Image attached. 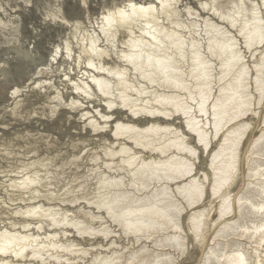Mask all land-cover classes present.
Masks as SVG:
<instances>
[{
    "label": "rangeland",
    "instance_id": "obj_1",
    "mask_svg": "<svg viewBox=\"0 0 264 264\" xmlns=\"http://www.w3.org/2000/svg\"><path fill=\"white\" fill-rule=\"evenodd\" d=\"M128 1L147 4V3L153 2L154 0H0V227L1 228H4V227L5 228L6 227L11 228L12 227V229L14 228V229H16L15 231H19V232H21V231L25 232V231H31V230H32V232L38 231L37 232L38 236L41 239V241H43V242H47L50 239H53L57 243H62L61 245L64 247V244L69 243V241H70L73 245H76L75 249H76V247L78 250L80 249L78 252L74 251V253L80 252L79 254H76V253L74 254L73 252H68V253H66V255H62V258L59 259L61 263H59V260H58L57 263L55 262L56 264H64V262H65V264H98V263L100 264L102 262H99V261H102V259H104L105 257L107 259L105 258L103 261L108 260V259L109 260L105 261L103 263H107V262L109 263L110 262V264H117L118 262H120L118 264H124V263L125 264L126 263H129V264H204V262H205V264H217L218 261H220L222 263L225 260L226 256H229L231 254L230 252L233 253V251H235V249L237 250L239 248V245H240V249H242L243 251L244 250L249 251V253H251L252 252L251 249L253 246L249 245V243L247 242V237H248L249 232L251 233V231L253 229L252 226L258 224L257 222L259 221V216L258 215L257 216L252 215L250 212H248L249 206H251L252 204L255 206H257V205L259 206V204H262V202H264L263 198H261L258 195L259 193H255V192H257L256 188H254L255 186L253 188H250V186L251 187L253 186V185H250V186H248L249 188H247V183L249 181L251 183L253 182L255 185V183H257L258 180L261 179V178L259 179V176L264 174V173H262V171L264 172V135H262V134H264V123H263L264 122V91L262 89V88H264V85L258 83L261 81L264 83V81H263L264 80V68H263L264 63H262L264 61V58H263L264 57V48H262V47H264V38H263V36H264V20L263 19L264 18L263 19L261 18L264 16V13H263L264 2L262 0H259V1L258 0L257 1L256 0L255 1L250 0V2H249V0H247V2H246V0H242L243 5L241 4V6H240L242 9L238 10V8H240V7H238L240 5L239 3H237L238 0H231V2L233 1L234 3L235 2L237 3V5H236L237 7L235 6L236 8L234 7V9L231 8V6L229 7V5L228 6L226 5V3L227 4L230 3V2H228L229 0L228 1L222 0L224 2V4L226 5V9H225V6L223 7L224 4H223V2H221V0L220 1L218 0L219 1V5H218L219 7L214 6L215 3H217L215 0H214L215 3H213L214 5L211 3V2H214L213 0L208 1V3L210 2L211 4L210 3L207 4V2H205L208 5L207 7L203 3L204 0H177L178 5H176L177 6L176 8H177V11L180 13V15H178L180 18L177 16V20H176L178 25L181 24V22L184 21V19L188 18V20H185L184 23L182 22L183 23L182 26L180 25L181 28H183V26H184L185 28H183V30H185V29L187 30L188 25L192 24V27H193V24H194L195 26L193 27V29L194 28L196 29V27L200 24L201 28L200 27L197 28L199 30V33H198L197 29H196L197 30L196 32L195 31L193 32L191 30L192 27H190V26H189V30H188L189 32L186 31L188 33V36H186L187 33L186 34L184 33L185 31L183 32L184 34L182 33V31L180 33H178L179 29L182 30L181 28H179L180 26H178V25L176 26L177 23H175V21H174L175 27L172 25L171 27L169 26L170 27L169 28L168 27L169 21H164V18L161 16L162 18H160L159 21L160 22L163 21L162 24L164 25V23H165V27L166 28L168 27L167 32L169 29H170L169 31H171V29L173 27V29L175 30L176 33L174 32V30H172V31L176 35H177V33L180 35V36L178 35L179 36V39H178L177 36H174L175 34L172 31H171L172 35H170V36H169V34H171V33H166V36H169V37L165 36L164 45L163 46H162V44L160 45L161 51L158 49L160 52H158L156 55L157 57H159L161 55V54L159 55V53L163 54L164 50L167 51L166 53L171 55V56L170 55L168 56V54H166L164 51V55H167L168 60L165 58L166 56L165 57L163 56V59L165 58L166 61H173L172 62L173 65L172 64L170 65L171 62L169 63L170 68L168 70H169L170 74L168 73V70L165 71L164 73H160V74L156 70L154 72V70L152 71L153 66H152L151 70H150V67L144 66L145 70L143 69V67L142 68L140 67L139 69L142 71V72H140L139 69L138 70L134 69L133 66H129V65L126 66V64L124 62L123 63L121 62L122 67L126 66L127 70L132 74V75H130V73L128 72L130 84L132 83L131 80L134 82L137 80L136 82H138L139 84H141L143 86L141 88H139L140 85H138L137 83H132L131 84L132 87H134V88L136 87V89L138 88V90L139 89L140 90L138 91L136 89H133L132 93H134V94H132V93L130 94V96H131L130 99H128L126 101L121 100V102H120L121 98H119L120 96L118 94L120 92H122V90L119 87L121 91L120 90L118 91V87H116V90L118 93L117 92H113V93L115 95L117 94L119 96V97L116 96V97H118V99L114 98L115 96H114V94H112L110 97H113V96L114 97L111 99H107V102H108V104H110L112 101L115 100L116 101V102L114 101L115 102L114 105H115L117 103V101L119 100L118 103H120L119 104L120 106L117 103L113 108V102H112V105L109 108L110 109L113 108V109H111V110L107 109V111H106V108H107L106 107L107 103H105L106 98L103 99L104 101L100 100L101 102H99V100H97L98 101V103H97L94 98H93V101H91L89 99H88L89 101L88 100L86 101L82 98L77 99L75 94H72L71 86L73 84H75L76 82H74V83L71 82V83L67 84L65 81H68V80L73 81L75 79V81L85 82V80H83V79H86L88 77V75L90 76L92 74H89L86 70H84L83 66H79L77 69H75L73 66H71V69H69L70 68L69 64L66 62H63V59H61V58L63 56H67V53H69L67 50H65L66 41L71 43V48H70L71 49V58H74L77 55V45L75 43V37L78 35L84 34V35H88L90 38L95 40L96 45H98V48L101 49L103 52H105L106 55L108 54L107 57L109 59L105 61L106 65H108V66L119 65L120 64L119 63L120 57L122 56L123 52H127L126 50H128L127 49L128 44H126V41L124 40L126 38L123 35L115 36L114 33L112 32V30L106 34L103 33L101 31V28H100V26H101V20L100 19H101L102 15L105 13V11L109 10L110 8H112L115 5H122ZM251 1L253 4V9H254V7H255V9L257 8V11L255 10L256 14L259 13L258 16L260 17V19L262 21L257 16L258 19L260 20L261 23L263 22L262 23L263 27L260 23V25L263 29H259V28H261V27H259L258 28L259 30L253 29L254 30L253 31L251 29L252 28L251 25L248 24L250 27L247 24H246L247 25L246 27L244 25L247 21V20H245V18L247 19L248 13L249 12L251 13V10H253L250 8V7H252V5L250 4ZM253 1H254L255 5H254ZM260 1H262L261 4H259ZM209 5L210 6L213 5L211 8H213V7H214V9L216 8V11L219 10L217 8H220V10L218 12V14H220V15H218V14L215 15L217 12L214 11L213 9L209 8L210 7ZM256 6H258V7H256ZM221 7H223V8H221ZM259 7H260V10H259ZM176 8H174V9L176 10ZM187 8H188V11H187ZM201 8H203V9H201ZM244 8L247 10H245ZM181 9H183V10H181ZM204 9H206V10H204ZM229 9H230V11H231V9H233L231 11L232 13H234V12L236 13L237 11L239 12L241 10V12L243 11L244 14L242 12V15H241V12H239L240 14L237 12L236 14H233L234 16L231 14L233 16V18H232V16L230 14L228 16V13L230 12ZM235 9L237 11H235ZM221 10H223L224 13H222ZM192 11H195L193 13V15H192ZM209 11H210V13H209ZM186 12H188V14ZM211 12H212V14H211ZM213 12H214V14H213ZM245 12L247 15L245 14ZM184 13L187 15L185 16ZM189 13H191V14H189ZM225 13H227L226 18L229 17L228 20L225 18V15H224ZM250 13H249V15H250ZM210 14H211V16H209ZM238 14H239V16H235ZM221 15H222V18H224L223 20L221 19ZM204 16H207V18H208L207 22L208 23L209 22L213 23V25L211 24L212 26L210 24H208L206 21H204L207 19L206 17H205L206 18L205 19ZM240 16H241V18L242 17H245V18L241 20V19H239ZM183 17H184V19H183ZM191 17H193V18H191ZM236 17L237 18L239 17L238 19L240 21L245 20V22L243 23L244 32L242 30L243 27L241 28L242 23L241 22L238 23L239 20ZM202 18H204V20ZM232 19H233V21H232ZM234 19L235 20L237 19V20L235 21ZM179 20L180 21L182 20V21L180 22ZM224 20L225 21L227 20L226 23ZM189 21H191V24ZM192 21H196V24H198V25H196L195 22L193 23ZM234 21H235V24L237 23L236 25L240 24L241 26L238 25L239 27H237V28H236V26L234 27L233 23H230V22H234ZM185 22H186V24H185ZM205 23H207L206 26H205ZM214 24L216 26L217 25L218 26L216 27ZM228 24H232V25H229V27L227 28ZM258 24H259V21H258ZM185 25H187V26H185ZM219 25H220L221 30L219 28ZM208 26H209V28L212 27L214 30L216 29L215 30L217 33L216 35H218L220 33L219 34L220 37H221V34L226 31L224 33L225 35L222 34L223 37H221V38H223L224 41L226 40V43H228L229 45L234 43L233 41L237 42L236 46L238 48L234 44H232L233 47L231 45L230 49L232 50V48H234L232 53H230L231 50H229V51L227 50L228 53H225L226 49H224L225 51L223 50V52L226 54V56L228 58L222 55V58H219L220 61H217L219 56L214 57V56H212L213 53H210V55L212 54L211 56L213 57V59L211 56H210L211 58L208 57L209 52H211V51H209V50L206 51L207 50L206 48L209 47L211 49L210 45H212V40L210 41V39L213 36V35L211 36L213 29L210 31V33H208L209 32V30H208L209 28H207ZM176 27H178V28L175 29ZM205 27L207 29H205ZM222 27L225 29V30L223 29L224 32H222ZM218 28H219V30H218ZM238 28L240 30H242V31H240V34H241V32H243V34L240 35L238 33V35H237V32L239 31ZM200 29H201V31L204 29V31H202L203 33L201 35H200V33H201ZM247 29H248V31L251 29L252 32H255L256 37L255 38L253 37V38H254V40H257V41H255V43L257 42L256 45L255 44L253 45L254 42L252 44L250 43L251 41H253L252 37H251L252 39H250L249 43H247V42L244 43V40L245 41L249 40L250 36H252V35L254 36V33L251 32V34H252L251 35L247 31ZM214 30H213V32L215 33ZM245 30H246V33H245ZM259 31L260 32L263 31V32H261L262 34ZM190 32H193V33H190ZM206 32H207L208 36L206 34H204ZM247 32L250 34V36H249V34H247ZM139 33H140V31H139ZM194 33L195 34L198 33V35L196 34L197 36H195L198 40L195 37H193L195 35ZM235 33H236V35H235ZM244 33L246 35H244ZM256 33H259V34H256ZM191 34H193V36H191ZM227 34L231 36V37L229 36V38L233 37L232 38L233 40H231V41L229 40L230 42H228V40L226 39V38H228ZM184 35H185V37H188V38L190 37V38L186 39L184 37ZM242 35H244V40H243ZM199 36L201 37L202 40H203L202 37L211 36L210 39L205 37V38H207L206 41H208L207 43L209 45H206L207 43L204 42V40H203V42H202V40L200 41V39L198 38ZM225 36H226V38H224ZM170 37L173 39L172 40L169 39ZM175 37H177V38H175ZM167 38L169 39V41L167 40ZM191 38H192V40H191ZM262 38H263V41H262ZM184 39L186 40V42H187V40L188 41L190 40L189 46H188V44L186 45V42ZM193 39L194 40L196 39V41H198L197 47L200 49H198V48L197 49L200 52L202 50L203 53L201 52L202 54L201 53L200 54L205 57L204 58L202 56L203 60L200 57L199 62L202 63V65L204 63L206 64L207 62H205V61H207L208 58H210V60L212 62V63H210V65H211L210 68H213V69L208 68V66H209L208 63L206 65L205 64L203 65L205 68L207 67L208 70L205 73H202V75L199 74L200 69L197 70V68H196V66L198 64V63L196 64L197 61L194 59V57H193L194 60H192V58H191L192 54L186 55L185 57L181 56V54L182 55L189 54L187 52H189L190 47H192L191 49L196 48V47H193L196 45L195 41H194L195 45H192V44L190 45V43L193 41ZM170 40H171V42H170ZM173 40H175L174 43H173ZM167 41L170 42L171 44L170 43L169 44L173 45V46L176 43H179L178 45L177 44L175 45V46H177L176 49H178V50H175V48H174V50L176 51L175 55L173 53L174 50L172 51L173 48H171L169 46ZM183 41L185 43H183ZM63 42H65V43H63ZM122 42H124V43H122ZM194 42H192V43L194 44ZM200 42H202L203 44L201 45ZM209 42H211V43H209ZM259 42L262 44H260ZM182 43L185 44L186 46L183 45ZM246 43L248 44V47H249V44L252 45L251 47H249L251 49H248V47H244V46H247V45H244ZM178 46L179 47L181 46L182 48H179ZM203 46H206V47H203ZM256 46H257V48H256ZM168 47H170L171 49H169ZM204 48H205V50L203 51ZM182 49H184L186 51V53L183 52L184 50H182ZM191 49H190V52L192 51ZM235 49L237 52L239 51L238 53H241L240 57L237 56L239 54L235 51ZM249 50H250V52H249ZM261 50H263V51H261ZM177 51L180 54V58L177 56V55H179ZM152 52H154V51H151V53ZM223 52H220V54ZM172 53H173V56H172ZM230 54H232L231 57H230ZM234 54H236V57H234L235 56ZM262 54H263V56H262ZM258 56L259 57L262 56L260 58H263V60L260 59ZM160 57H162V56H160ZM224 57L227 58L226 59L227 62L226 61L224 62L222 60V59H224ZM232 57L234 58V60L238 58L235 61L238 62V60H239V62H238L239 65H237L238 63L236 62L237 63L236 64L233 59H230ZM241 59L243 60L242 61L243 65H245L246 69H248V73H246L247 71H245L244 67H242V63L240 61ZM200 60H202L204 62H201ZM210 60H208V61H210ZM231 60H233V61H231ZM259 60H262V61H260V63H259ZM174 62L176 63V65L174 64ZM194 62H195V64H194ZM232 62L235 63L234 68L236 67L235 68L236 70H234L233 72L237 71V69H240V70L242 69L243 74H241L240 70H239V73L238 72H236V73L241 77L242 76L245 77V75L247 77V75H248L247 79L245 77V79H246L245 84L243 83V85L239 88L240 89L239 93L241 94V92H242L241 88L243 89L246 86L249 87V88L246 87L244 89H247L248 94H249L248 96L250 98L247 96V94L245 92L246 90H243V92L245 93V95L249 99L246 98L247 100H244L245 99L244 98L243 99L244 101H242V104L243 103L247 104V101L251 100L250 101L251 103L249 102L250 103V105H249L250 106V112L246 111V113L248 112L246 114V113H244L245 112L244 111L243 112L244 115H241L242 117H240V115H239L240 118L234 119V121L233 120L230 121L231 120L230 118H232V117H229V119L227 117L226 118L227 121L225 120L224 122H222L221 125L218 124V126H216V125L214 126V124H212L214 122V116H213L212 111L215 110V108L213 110L211 108H212L213 104L215 105V102H213V99L217 102L216 104H218L219 98L217 97L218 99L216 100V96H220V94L218 92L216 93V91H219L218 89H220V90H222V91H220L221 93L224 92L226 90V88L229 89L230 87L224 85L226 88L223 89L224 86L222 85V83L225 82L224 84H226L229 81V85H230V83H233L231 81H234V79L236 81L237 78L238 79L241 78L239 76L237 77L236 73H234V75H236V76H235V78H233L234 75L232 76V70L234 68H232V66H230V65H232L231 64ZM221 63H223L222 66L220 65ZM256 63H258L259 65L256 66ZM177 64H178V66H177ZM260 64H263V65H261L262 68L260 67ZM227 65H229V67L232 70L230 68H228ZM237 66L238 67L241 66V68H238ZM253 66H256V68H254ZM177 67H179V68H177ZM191 67H193V68H191ZM224 67L228 68L229 71L231 70L230 71L231 74ZM257 67H260L261 70H259V68H257ZM56 68H57V71H56ZM67 68L70 71H68ZM195 68H196V72L197 73L199 72V73L198 74L197 73L191 74V72H193V70L195 71ZM133 69L137 70V71H133ZM191 69H192V71H191ZM255 69L256 70L258 69L259 73H260V71H262L261 73H263L262 74L263 79L261 78L262 75L260 77V75L257 74ZM40 70H44L46 72L43 71L42 73H40L41 72ZM209 70H213V71H210L212 74L210 72H208ZM66 71L69 73L67 74ZM149 71L154 72L155 75L154 74H152V76L147 75L148 77L156 76L157 73L160 76H158V74H157V76L155 78L153 77V79L155 80L154 81L151 79V77L149 80L147 78V76L145 75L144 78H147V79H145V81H144V79L141 80V77L143 78V76L140 77V75H143L144 72H145L144 74H146L147 72H148L147 74H149L150 73ZM171 71L175 72L176 74L172 73ZM71 72L73 74H71ZM221 72L225 73L228 76L230 75V76L229 77H227V76L223 77V74H221ZM244 72L246 73L245 75H244ZM255 72H256V74H255ZM134 73L137 76L133 75ZM137 73L138 74L142 73V74L138 75ZM162 74H163V76H162ZM172 74H174L176 76H174V75L172 76ZM179 74L181 75L180 76L181 78L178 76ZM207 74H209V75H207ZM63 75H66V76H63ZM164 75H165L166 79L170 78L172 76V78L169 79L170 81L167 82L168 79L166 80L167 83L172 82V81L177 79V82L179 81V84H180V82L181 83L183 82L184 85L181 84L182 89L184 88L183 86H185L186 89L183 91L181 89L179 90L180 86L178 83H177V86L173 85V84H176V81L172 82L170 84H166L164 82L165 81ZM166 75H168V76H166ZM255 75H257V76L259 75L258 77L262 80H260L259 78H256L257 76H255ZM62 76L65 80H63V78H61ZM67 76H68V78H66ZM134 76H136V77L134 79H131ZM161 76H162V78H160ZM191 76L194 78L200 76L201 78L200 77H198V78H200L201 84H203L204 87H205V85L208 84L209 86L207 85L206 90L209 92V90L211 89L210 91H212L213 93L210 92L208 95L207 94L208 92L206 90H204V87L202 85H201L202 88L200 87L199 80L195 78L196 80L194 81V80H192L193 78L191 79ZM204 76L205 77L207 76V77L205 78ZM231 76H232V79H230ZM138 77H139V80L137 79ZM203 77H204V79H203ZM221 77L223 79L224 78H227V79L226 80L224 79L225 80L224 81ZM244 77H242L241 81H245V79H243ZM207 78H209L212 81L208 80ZM161 79H163L164 81H162ZM201 79L204 83L201 81ZM206 79H207V84L205 81ZM257 79H259V80L257 81ZM188 80L192 81L193 84L190 83L191 84L190 85ZM197 80L199 83L198 87L200 88L199 91L202 90V92L199 93V95L197 94V92H199L197 89V85H198ZM220 80L222 83L219 82ZM140 81H143V82H140ZM146 81L147 82L149 81V83H147ZM151 81H153V82L151 83ZM186 81H187V85H188L187 87L185 85ZM144 82H146V83H144ZM194 82L197 83V85L195 84V88L192 87V86H194ZM208 82H210V83H208ZM217 82H219V84L220 83L221 84L219 85ZM256 82H257V84H259L258 88H261L262 90L261 89L258 90V88H256L257 87V84H255ZM246 83H248V84H246ZM134 84L135 85L137 84V85L134 86ZM210 84H212V85H210ZM41 85H42V87H41ZM189 85H190V87H189ZM255 85H256V87H255ZM137 86H139V87H137ZM221 86H222V89L220 88ZM175 87H178V89ZM142 88H144V89H142ZM193 88L195 90H193ZM216 88H218V89H216ZM196 89H197V92H195ZM39 90H42V93ZM116 90H114V91H116ZM167 91L169 93L171 92V94H169ZM70 92H71V94H70ZM144 92L146 94H149L150 98L148 95L147 96L150 99V101L147 98V96L144 97L146 95ZM161 92H162L163 96H166V97H164L166 100L163 98V96L161 94H158ZM166 92L169 95H174L176 92L177 96L180 97V98L176 97V95H175V97L177 99H179L177 101L174 99V96L173 97L169 96V101L174 102L173 105H176L180 100H184V98L188 94L191 93L190 95L187 96L188 98H189V96H191L190 99H188L186 97L185 98L186 100H184V102L181 101L180 104L178 103L179 104L178 109H180V111H182L181 107L183 110L185 107V112H183V115H185V117L181 115L182 113L180 114V113H178V111L176 112L177 109L176 110L174 109V107L177 108L178 104L174 107L172 104H171L172 106H170V107L167 104L168 106L167 105L166 106L168 108L165 106L164 102L168 100L167 99L168 94ZM136 93H138V94H136ZM202 93L205 95V96L203 95L204 98H202V96H201ZM244 93H243V95L241 94L240 97L244 96ZM142 94H145V95L143 96ZM152 94H155V95L158 94L159 98L162 96L164 101L161 98L162 102H160L161 100H159V98L158 99L156 98L158 95L155 97V95H152ZM196 94H197L198 98H197ZM210 94L213 98L210 96ZM260 94H261V96H260ZM262 94H263V96H262ZM52 96H55V97L58 96L56 98L57 100H52ZM59 96H60V98H59ZM153 96H154V98H156V100L158 102H156V100H155L156 103L153 102L154 98L151 101V98ZM208 96H210V97H208ZM139 97H141L142 100L146 99V100H143L144 103L149 101L150 103H147L148 105H150L152 103L153 108H152V105H150L149 106L150 108H149V107H147L148 106L147 104H143V102L141 103L142 100ZM170 97H172L171 100H170ZM200 97L202 98V100H200ZM205 97H206V99H205ZM207 97H208V99H207ZM181 98H183V99H181ZM194 98H195V100H194ZM209 98L210 99L212 98V99L210 100ZM48 99H49V101H48ZM135 99L138 102H140L141 105L140 104L137 105L138 102ZM173 99L177 102H175ZM240 99H242V98H240ZM240 99H239V101H241ZM50 100L52 102H50ZM76 100H77V104H79V106L76 104V102H75ZM189 100L190 101L192 100L191 103ZM199 100L201 102L202 101L203 102L200 103ZM71 101H73L72 105L75 104V106L71 105ZM127 101L128 102L130 101V102L125 103ZM211 101H212V103H211ZM55 102H57V103H55ZM133 102L135 103L136 106H138L137 108H139V106H140L142 109L141 110H140V108L137 109ZM159 102L161 104L162 103L163 104L161 105V104H159ZM14 103H15V105H14ZM121 103L122 104L125 103L127 105L123 104L124 107H122ZM154 103L155 104L158 103V106L155 105ZM67 104L69 105V107ZM104 104H105V107H104ZM204 104L205 105L207 104V105L204 106ZM239 104H241V102H239ZM143 105H145V106L147 105V106L143 107ZM159 105H161L162 107L164 106L167 109L170 108L169 109L171 112L170 117L167 114L169 110H166V109L164 110V107H163V109L159 108ZM53 106H55V107H53ZM70 106L72 107L71 110H69L71 108ZM76 106H78L79 108ZM126 106L127 107L131 106L130 107L131 110L134 109L132 111H134L135 113H136V111H135L136 109H137V112L139 113L140 111L143 112V109L148 108L147 110H149V109L152 110L155 107V110L160 111L161 114H160V112L157 113L158 115H156V113L155 114L146 113L147 116H145V114L143 112L140 116L141 112L138 115V114L131 112V110L129 108H127L130 110L129 111L130 113H129L125 108ZM132 106H134L135 108H133ZM189 106H191L192 109L189 108ZM249 106H248V104L243 105V107H246V109ZM48 107H50V108H48ZM75 107L78 109H75ZM171 107H173V108H171ZM186 107H187V110L189 109L188 111H186ZM213 107H215V106H213ZM55 108H56V110H55ZM95 109H97V110H95ZM172 109L175 111H173ZM243 109L246 110L245 108H243ZM82 110L87 111V112L83 111V113L84 112L86 113L84 115L85 118H84V116H81V114H83L81 112ZM138 110H140V111H138ZM161 110H164V112ZM175 112H176V115H175ZM186 112H188V113H186ZM99 113L102 116H99L100 115ZM162 113H164V114L166 113L167 115L165 114L166 115L165 116ZM77 114H78V116H77ZM130 114H134V117H132ZM51 115H52V117H51ZM110 115H111V117H110ZM135 115H138V116H135ZM152 115H154V116H152ZM160 115H164L163 118L164 117H166V118L163 119ZM186 115H188V118ZM192 115H193V117H192ZM79 116L82 117V120ZM108 116L110 117V119ZM167 116H168V119H167ZM103 117H107V118H103ZM186 118L188 119V121L192 120V122L194 124H197V126H195V128H198V126H199L200 130H204V128H205L204 131H206V132H204V135H208V136H205V137H207V139L204 138V135H202L201 136L202 139L200 140V142L202 143V141H203L207 147H205L204 143H202V144L198 143L199 139L197 140V138H201L198 136V132L195 133V131H193L194 133H192V130H190V129L187 130L188 127L186 128V125L184 126V124H187ZM236 118H238V117H236ZM88 119H90V120H88ZM105 119H107L106 120L107 122H105ZM108 119H109V121H108ZM228 120H229V122H228ZM91 122L95 123L97 128L103 126L102 127L103 132H102V130L94 129L91 125ZM104 122H105L106 126L104 125ZM116 122H120L123 124L127 123L128 125L130 124L129 126H132V127L135 125L134 130H135V128H136V130L137 129L141 130L143 128L148 127L149 124H151V125L154 124L157 126H159V124H160V126L165 125V127L163 126L164 130L167 128L166 126H169V128H172V129L170 131L167 130L169 132L166 131V133H168V135L169 134L171 135L173 129H175V130H173L174 132L176 130H179V133L181 132L180 134L178 133V131H176L175 133L176 134L178 133L179 136L180 135H182V136H180V137L176 136V138H177L178 142L180 140L179 138H181L180 143H182V142L184 143L186 141L185 142L186 144L183 145V147H185L187 149L181 150V151L186 150L185 153L183 152V154H181L182 152H179L180 150H178V152L176 150H174V148L178 149V147H179V149H180V147H181V144H180V146L178 144H177L178 146H176V144L173 143L174 140L177 141L176 138L173 140L172 139L170 140V138H174L175 133L173 132L174 136L171 135L172 137L170 135H169L170 137H168V135L166 134L167 138H169V139H166L165 131H163V129L162 130L160 129L161 131H163L161 134H163L165 137V139L163 137L161 142L163 141L162 143L164 144V140H166V142L168 140L167 143L165 142L166 145L164 144V146H166L165 150L167 148L168 150H166V151H168V152H166L165 150L163 151L164 147H163V145L160 144V140H159L160 145H158V143H157L158 141L155 142L157 147L154 145V148L156 147V149L159 147L157 149L158 151L153 149V148L147 149V150L142 149V151L144 150L145 153L140 151L141 148L140 149L138 148L140 146L137 147L136 146L137 143L134 142V143H136L135 147L138 148V150L140 151L139 152L138 150L134 149L135 148L134 145L132 146L133 141L131 142V144L129 141H130V138H131V140H135V139L139 140V136L141 135V133L139 136H137L138 139L135 138L136 136L134 137L132 135L133 133H135L134 131L132 134L130 133L133 137L129 134V136H131L129 138L127 137L128 135H126L125 137H124V135L123 136L121 135L122 137L119 136L120 139H118L119 137L116 139L110 138L112 131L114 130L113 126ZM226 122H227V124H226ZM88 123H90V124H88ZM223 123H225V124L223 125ZM131 124H133V125H131ZM243 124L244 125L247 124V125L243 128L242 127ZM170 125L172 127H170ZM200 125H202V126H200ZM87 126H89V127H87ZM210 126H212V128ZM202 127H204V128L202 129ZM236 127L240 128L239 129L240 135H237V137H235L236 139H234L233 135L236 133L235 131H238L237 130L238 128L236 129ZM241 127H242V129H241ZM169 128H167V129H169ZM230 130H231L230 135H232V138H233L232 141L234 143L231 140H230V142H228L229 140H226L227 137L231 138L229 134H228L229 136L227 135L228 131L230 132ZM232 130H233V132H232ZM96 131L98 132V134ZM136 134H138L137 131H136ZM224 134H226L227 136ZM212 135H214V136H212ZM225 136H226V139H225ZM126 137H127V139H126ZM122 138L125 141L129 140V141H127L128 143L123 141ZM132 138H135V139H132ZM142 138H143V136H142ZM142 138H140V141L144 140ZM221 138H222V140H221ZM99 139L100 140L105 139L106 141L100 142ZM112 139L114 141H112ZM117 139L119 140L118 141L119 143L116 141ZM204 139H206V140L204 141ZM108 141H110V142H108ZM106 142L110 144L111 148L110 147L109 148L113 151H115L116 149L117 150L120 149V146H121L120 143L121 142L123 144L122 145L123 147L131 145L132 147H134L132 154L137 151V153H139V155L141 156V154L143 153L142 157L139 156V160H137V162L140 161V158L143 161H146V160L148 161L150 158H152V162H154L156 160V162H160V164H161L163 160L169 159L168 157H166V154H164V153L170 152L167 155L173 156V154H174V159L172 158L173 160H175V158L178 159V158L182 157L183 161H187L186 163H190V164H188V165H190V167L186 166L189 169V171H190L189 172L187 168L183 167L184 166V165H182L183 163H181V164L179 162L176 163L175 161H173L171 159L173 161V163L175 162L176 165L180 164L179 168H182V169L184 168L185 170L187 169L186 170L187 173L184 172L185 170L184 171L182 170V172L185 175L188 174L187 177L189 175L190 176L187 178L186 176L182 175V177H183V179H182L181 174H180L179 179H176L179 176L178 174L181 172V170L176 165H172L173 169L166 166L169 170H166L167 168L164 167L165 168L164 170H166V171H164L163 167L159 165V167H162V169L159 168V171L157 173H158V175H160V171L162 170L164 172L163 177L161 176L162 178L160 176H155L156 177V179H155V177H153L155 173L150 174L151 172L148 173V171H146V172H144V174L147 173V175L145 174L146 176H144V174H143V176L146 178L142 179L141 177H143V176L141 173H143V172L140 171L141 173L140 172L139 173L141 175H139V173H137L139 175V177L135 173L137 175L135 177L137 178L138 181L136 180V178H133L132 179L133 181H132L131 178L134 177L133 176L134 173H132L130 171V169L127 171L125 170V171L126 172L129 171L130 173H132V176H130L131 178L129 177V175H130L129 172H128L129 175L126 173L127 176H126V174H123L124 170L122 168H121V170L120 169L119 170L114 169L115 170L114 171V170H112L113 168L111 170H109L108 167L104 165L105 162L108 161V158L105 159L106 157H103L104 156L103 153L105 151L103 149H104L105 145L107 144ZM113 142H115L114 146H113ZM223 142L225 144L230 143L229 144L230 147L229 148L227 147V149H229L228 155H231L230 157L233 156L231 160H229L230 158H229V156H227V154H226L227 152L225 153V151H223V149H226V146H227V145L225 146V144ZM109 144H107L106 146H108ZM167 144L168 145L173 144L171 146L175 145L176 147L174 146L172 148L171 146H168ZM221 144L225 148H223ZM131 146H129V147H131ZM160 146L163 147L162 150L160 149L161 148ZM183 147H181V148H183ZM219 147H222V149H221V152L217 153L220 150V149H218ZM216 148H217V151H216ZM192 149H193V151H192ZM148 150H150V151L154 150L151 152L153 154H151L150 151H148ZM160 150H161V152H163L162 156H161L162 153L159 152ZM187 150L189 151V154L186 153ZM230 150H232V152ZM80 151H81V153H79ZM147 151H148V153H146ZM155 151H157L158 153ZM154 152H155L156 157L154 155ZM230 152H231V154H230ZM52 153L56 154V155H53ZM149 153H150V155H149ZM220 153H222V155H220L221 159H222V156H223V158L228 159L227 162H225V164H226L225 168L229 169L227 174L230 177L229 178L227 175L226 177H228V179L225 178V180H224V184L226 183L225 185H227V188L225 186V189H228V194H226V197H227V199L230 198L229 199L230 200V205H229L230 209L227 211L228 213L225 212L224 214L222 211L217 210L218 202L220 201L221 193L224 190V184L222 185L223 187L220 186L223 189L220 192L218 191V188H219V190L221 189L220 187H218L215 190H214V187L212 188V186H214V185H212V182L214 184L215 183L214 181H216L215 177L219 176V175L216 176L217 174H219V171L216 170V169H218V168H216L217 164L215 165V168H214L213 164L216 163L215 159H219L218 155ZM147 154H148V156H147ZM157 154H160V156H157ZM213 154H216L217 157L214 158ZM144 155H145L146 160L144 158ZM48 156H49V160L47 158ZM97 156L98 157L100 156L102 159L97 158ZM92 157L96 158L97 160L93 159ZM154 157H155V159H154ZM212 157L214 158V160ZM142 158H144V159H142ZM43 159H45V160H43ZM118 159H119L118 157H115L113 162L117 160L116 163H118ZM34 160H36V164L31 165L32 163H35V162H32ZM38 160H40V161H38ZM50 160L53 162L55 161L54 162L55 165L54 164L52 165L53 162H51ZM157 160H160V161H157ZM42 161H44L45 166L42 165ZM64 161H66V162L64 163ZM179 161H180V159H179ZM213 161H215V162H213ZM50 162H51V164H50ZM59 162L61 163L62 168L60 167ZM163 162H165V161H163ZM45 163H47V165L49 163L48 166L50 167V169ZM116 163L114 162V164H116ZM186 163H184V164L186 165ZM62 164H63V166L65 164L66 165L63 167ZM26 165H27V167H29V168L31 167V168L29 169V168L25 167ZM50 165L52 166V168ZM155 165H156V163H155ZM40 166L43 167V170L41 169L42 167H40ZM55 166H57V167L59 166L58 168H60L61 170L58 169V171H57L56 170L57 167H55ZM69 166L70 167L72 166L73 168L75 167L76 169L75 168L73 169L71 167V169L69 170ZM39 167H40V169H39ZM44 167H45V169L47 168L45 170V172H44ZM77 167L80 170H78ZM212 167L217 171V174L215 171L213 172L214 169ZM53 168L55 169L56 172L54 170H52ZM62 169H64V170H62ZM90 169H91V171H90ZM171 169L174 171V173H172ZM174 169L176 171L179 170L178 171L179 173L177 172L178 173L177 174ZM170 170H171L173 178H175L176 180L175 179L173 180V178H171V176H170V179H171L170 180L169 177L167 176L168 174L171 175V173H168V174L166 173V172H170ZM51 171L53 173L55 172L54 175ZM85 171L89 174H87ZM162 171H161V173H163ZM259 171L261 172L260 174H259ZM46 172H48V173H46ZM59 172L60 173L62 172V175H64L63 176L64 178L61 177V180L58 179V178H60V176H62ZM188 172L191 174H189ZM35 173L37 174V176ZM91 173H92V175H90ZM103 173L106 175V176L103 175L104 178H107L109 176L108 179H110V182H113V183L115 182V184L118 183L117 184V187L119 186L118 189H117V187H116V189L114 188L113 192H115V191L117 192L119 190V192H117V194L119 193V195H120L122 193L121 196H123V197L120 196L121 199L118 198L117 199L118 202L116 200L112 205L116 204L114 206H116V207L118 206V208H121L122 214H125L130 210H131V212L132 211L134 212L137 209V211H136L137 216L133 214L132 215L133 218H132V216L126 217L125 215H123V217H122V214L121 213L119 214L120 210H118V208H116V207H112L113 213H112V211H108L105 207H103V208H105L106 211H104L103 208H100V210H96L93 206L86 204V202H84L85 200H81L82 202L81 201L78 202L79 203L78 207L79 208L82 207L81 210L83 211V213L86 211L88 213V211H89V213L91 215L93 214L92 216H94L95 218L99 215L98 217L100 220L98 218H97L98 220L95 219L97 222L94 220V222L92 221L93 224H92V222L90 223L89 221H84V223L85 222L87 223L86 226L89 225V227H91L90 233H93V234L89 233L90 234V235L88 234L90 236L89 238H87L88 236L86 234L87 237L82 236L79 239V236L76 237V235H74V233H72V231L68 227H64L63 221L61 222V220L64 217L67 219L72 218V215L74 214V210L76 212V206H77V204H74V206L72 205L73 203L70 204L69 201L71 198L68 199L69 201L63 200L62 196L66 195L64 192L65 189H63V187L66 185V183L68 185L69 184L71 185V181H72V184H75V182H73V179L78 180V179L83 178V176L85 177V175H88L87 176L88 181L87 180L85 181V183L86 182L88 183V184H85V186H87V188H88V186H90V185L93 186L96 183L97 179H99L101 177L100 175H102ZM257 173L259 174L258 176H257ZM34 174L36 177L34 176ZM47 174H49V175H47ZM119 174H121L122 176L120 175V177H119ZM174 174H176V175H174ZM234 174H235V176H234ZM38 175H40V176L38 177ZM51 175H53V177H55V178L52 179ZM56 175H59V176H56ZM148 175L149 176L152 175V180L151 179L149 180ZM155 175H157V174H155ZM164 175H166V176H164ZM89 176H91V177H89ZM92 176H94V180H93ZM56 177H58V178H56ZM68 177H69V179H68ZM110 177H113L114 179L110 178ZM147 177H148V179H147ZM232 177L234 178V180ZM38 178H40V179H38ZM89 178H90V180H89ZM158 178H160L161 180ZM213 178H214V180H213ZM28 179H30V180H28ZM62 179H63V181H62ZM67 179H68V181H67ZM95 179H96V181H95ZM108 179H107V181H109ZM112 179H113V181H111ZM134 179H135L136 183H134ZM141 179L143 182L142 181L140 182ZM229 179L230 180L232 179L231 180L232 182L229 181ZM32 180H34V181H32ZM39 180L41 182H38ZM146 180H147V182H145ZM188 180L191 182L193 181V182L191 183ZM226 180H228L227 181L228 183L230 182L229 184L232 183L230 185V187L228 186L229 184L226 182ZM64 181H66V183ZM90 181L92 183L94 181V183L92 184ZM116 181H118V182L116 183ZM194 181H196L195 183L197 185L193 188H190L189 189L190 192H188V193H187L188 189L186 191L184 189L185 192L184 191L182 192L181 188H179L180 190L177 189V187H179V186H181L182 188H186L185 186L188 185V183H189V185H190V183L195 185ZM52 182H58L57 185L60 183L58 186H55L56 184H54L55 188L58 191H56L54 186L52 187V185H50V184H53ZM137 182H140L141 184L142 183H145V184L141 185L140 183L138 184ZM46 185H47V187H46ZM51 188L55 189V192ZM59 188L61 190H59ZM62 191H63V193H62ZM151 192L153 193V195L150 194ZM154 192H158V193H156V195L157 194L159 195V192H160V194H161L160 196L162 197V199L160 197L158 198V195H157V198H158L157 200H159V201H157L156 195ZM166 193L168 196L166 195ZM55 194H58V195L55 196ZM68 194H69V191H68ZM68 194H67V197H68ZM148 194L150 195L148 198V199H150L149 204H147L148 203L147 198H146V200H144L145 197L148 196ZM190 194L193 197L192 199H191V197L190 198L188 197V196H190ZM143 195H146V196H143ZM216 195H217V197H216ZM240 195H241L242 199L240 198ZM140 196H143V197H140ZM137 197H138L139 201H140V198H142L141 201L143 203H146V205H148L149 207H150L151 202H153V200H154L155 204H156V201L158 202L156 205H152V204H154V202H153L151 204L152 208L149 210L150 212H152V209H153V212L156 211L153 214L156 217H154L153 215H152L153 217L151 215H149V214H152L149 212H147V214H145V215L144 214L143 215L138 214L139 208L140 209L144 208L146 211L149 208H148V206L146 207L145 204H144L145 207H143L142 202H139L140 204H142V208H141V206L139 207L140 204H137L138 203ZM150 197H154V199L151 201L152 198H150ZM55 198H57V199H55ZM58 198H60L62 201H65V203H63L61 200H60V202H61L60 203ZM160 199H161V202H160ZM162 200H164V201H162ZM237 201H239V203ZM131 203H133V204L135 203L138 208L132 206ZM125 204H127L128 206L127 205L125 206ZM129 205H131L132 208ZM88 206H90L91 208ZM128 207H130V208L127 209ZM63 208H65L66 210L68 209V210L67 211L65 209L60 210ZM70 208H71V210H70ZM114 208H116L115 211H114ZM154 208H156V209H154ZM88 209H90V210H88ZM124 209L126 210L125 212H123ZM144 209H143V213H144ZM204 210H205V213H203ZM242 210L245 213H243ZM60 211H62V216L65 215L64 217L61 216ZM63 211H64V213H63ZM107 211H108V213L106 214L105 212H107ZM140 211L141 210H139V212ZM68 212L71 214L73 213V214L72 215L68 214ZM109 212H111L112 215L115 214V216L114 215L111 216V213L109 215ZM141 213H142V211H141ZM155 213H157V214H155ZM194 213L197 215L200 213L201 217L199 218V221L202 219L203 221L201 220V222H204V223L199 222L201 226L199 224L195 226V228L198 226L197 227L198 229H196L195 231L199 230V228H200V230L198 231L200 234L193 231L194 227L192 228V226L194 225L193 224L194 221L191 218H192V215ZM51 214H57V215H53L55 217L54 218L51 216ZM96 214H97V216H95ZM220 214H222L223 216ZM59 215H60V217H59ZM118 215L121 217H119ZM138 215L139 216L141 215V217L138 218ZM147 215L150 216V219L148 218L149 216L147 217ZM75 216H77V214ZM144 216H146V217H144ZM219 216L220 217L222 216V217L219 218ZM20 217H21V219H20ZM61 217H62V219H61ZM58 218L61 220H59ZM120 218L122 220H124L126 218V222L120 221ZM129 218L133 219L135 223L138 222V224H140V226L138 224H137V226H139V229L141 228L140 229L141 231L137 230V231H139L138 233L135 234L134 232H137V231H134L133 232L134 234H132L133 230L132 231H130L129 229L124 230L125 225L129 221H133V220H128ZM134 218H136L138 220H135ZM140 218L143 220L145 218L148 219V221H143V223L145 225L143 223H142L143 225L141 224L142 220H139ZM114 219L117 221H115ZM233 221H236V223L233 224L232 223ZM227 222L232 223L231 226H229V228L226 227L225 230L224 229L222 231L219 230V229H221L222 225L224 223H227ZM255 222H256V224H254ZM13 223H14V225H13ZM119 223L121 224V226ZM141 225H142V227H141ZM54 226H56V227H54ZM126 228H127V225H126ZM244 228L247 229L246 230L247 233L245 232L242 234V232H244V230H245ZM94 230L95 231L98 230V231L93 232ZM126 231H128V232H126ZM129 231L131 234L129 233ZM65 232L68 233L67 234L68 236L65 235L66 234ZM61 233H63V234H61ZM64 236H66V237H64ZM61 237H62V239H61ZM56 246L59 247V245H56ZM61 247H60V249H61ZM92 248H93V251H92ZM81 250L83 252L84 251L85 252L83 253ZM262 250L260 249L261 254H263ZM69 253H71L72 255ZM157 253L158 254L160 253V254L158 255ZM207 254L208 255L211 254V255H209V257H208L209 259L206 262L205 257L208 256ZM205 255H207V256H205ZM111 256H113L114 258ZM158 257H160V258H158ZM64 258L67 259L68 261L65 260ZM92 258L93 259L97 258V260L94 259L96 262H94L92 260ZM137 258H138V260H137ZM61 259H63V262ZM98 259H99V261H98ZM66 261H67V263H66ZM69 261H71V262H69ZM90 261H91V263H89Z\"/></svg>",
    "mask_w": 264,
    "mask_h": 264
},
{
    "label": "bare ground",
    "instance_id": "obj_2",
    "mask_svg": "<svg viewBox=\"0 0 264 264\" xmlns=\"http://www.w3.org/2000/svg\"><path fill=\"white\" fill-rule=\"evenodd\" d=\"M208 1H212V0H204L203 1V3H204V5L207 7L208 5L207 4H209L208 3ZM214 1V0H213ZM215 1L217 2V3H215ZM214 2H211L212 4L213 3H215V7L216 6H218L219 5V1L218 0H215ZM226 1V0H225ZM228 1V0H227ZM255 1V0H254ZM254 1H253V3H254ZM257 1V0H256ZM259 1V0H258ZM263 2H264V0H262ZM262 1H260V3L259 4H261V2ZM205 2H207V4L205 3ZM221 2H223L222 0H221ZM220 2V3H221ZM228 2H230L229 4H227L226 2V5L228 6L229 5V7L231 6V8H233L234 9V7L237 5V3H239L240 5L238 6V7H240L241 6V4H242V0L240 1V0H238V2L236 3H234L233 1L231 2V0H229ZM246 2H247V0H246ZM249 2H250V0H249ZM210 3V4H211ZM223 4H224V2H223ZM249 4V3H248ZM251 5H252V7H250L251 9H253V4H252V1H251V3H250ZM249 4V5H250ZM176 5H178V3H177V0H154L153 2H151V3H137V2H132V1H128V2H126V3H124V4H122V5H115V6H113L112 8H110L109 10H107V11H105V13L102 15V17H101V26H100V28H101V31L103 32V33H108L109 31H111L112 30V32L114 33V35L115 36H117V35H123L126 39H124L125 41H126V44H128V47H127V49L128 50H126L127 52H123V54H122V56L120 57V64L119 65H114V66H108V65H106L105 64V61L106 60H108L109 58L107 57V55H106V53L105 52H103L101 49H99L98 48V45H96V41L95 40H93L92 38H90L88 35H84V34H81V35H78V36H76L75 37V43H76V45H77V55L74 57V58H71V43L70 42H68V41H66V43L65 42H63V43H65L66 45H65V50H67L69 53H67V56H63L61 59H63V62H66V63H68L69 64V66H70V68L69 69H71V66H73L75 69H77L79 66H83V68H84V70H86L89 74H92V75H88V77L86 78V79H83V80H85V82H79V81H75V79L72 81V80H68V81H65L67 84H69V83H74V82H76L75 84H73L72 86H71V92H72V94H75V96H76V98L77 99H84V100H91V101H93V98L96 100V102L98 103V101L97 100H99V102H101L100 100H102V101H104L103 99H105L106 98V102L105 103H107L106 104V111H107V109H109V110H111V109H113L114 108V106L119 102V100L117 101V103L114 105V103L116 102L115 100V102L114 101H112L113 102V108H109V107H111V105H112V102L110 103V104H108V102H107V99H111V98H113L114 96V98H116V99H118V97L119 98H121L120 99V102H121V100L122 101H126V100H128V99H130V94L132 93V91H133V89H136V87L134 88V87H132L131 86V84L132 83H137L138 85H140V87L139 86H137V87H139V88H141L143 85H141V84H139L138 82H134V81H132L131 80V84H130V79H129V71L127 70V67L126 66H133V68L134 69H139L140 67L142 68L143 67V69L145 68V67H150V70H151V68H152V66H153V68H152V71L154 70V72H155V70L156 71H158V73L160 74V73H164L165 71H167L170 67H169V63H170V65L172 64L173 65V61H166V59L168 60V58H167V55H164V51H163V54L162 53H159V55L160 56H162V57H160L159 55V57H157L156 55H157V53L158 52H160L161 50H160V45L162 44V46L164 45V42H165V36H166V33H171V34H169V36L170 35H172V30H174L173 29V27H172V29H171V31H169L168 30V32H167V29H168V27L170 26H174L175 24H174V21H175V23H177V16L178 15H180V13L177 11V6ZM212 5V6H213ZM222 5V4H221ZM226 5L224 4L223 5V7L225 6V9H226ZM243 5V4H242ZM248 5V6H249ZM250 5V6H251ZM254 5H255V3H254ZM257 5V4H256ZM202 6V5H201ZM210 6V5H209ZM212 6H210L209 8H211ZM246 6V5H245ZM247 6V7H248ZM264 6V5H263ZM186 7V6H185ZM205 7V8H206ZM219 7V6H218ZM223 7H221V8H223ZM237 7V6H236ZM235 7V8H236ZM256 7H258V6H256ZM262 7V6H261ZM174 8H176V10L174 9ZM246 8V7H245ZM244 8V9H245ZM249 8V7H248ZM249 8V9H250ZM263 8V7H262ZM201 9H203V8H201ZM207 9V8H206ZM206 9H204V10H206ZM211 9H213L214 11H216V8L214 9V7L213 8H211ZM210 9V10H211ZM217 9H219L220 10V8H217ZM233 9H231V11L233 10ZM239 9H242L241 7L240 8H238V10ZM264 9V8H263ZM262 9V10H263ZM181 10H183V9H181ZM219 10H217L216 12V14L215 15H217L218 14V12H219ZM224 10V9H223ZM223 10H221V12L222 13H224V11ZM228 10V9H227ZM226 10V11H227ZM245 10H247V9H245ZM257 11V8L255 9V7H254V9L253 10H251V13H250V15H249V13H248V17H247V19L245 18V17H242L241 18V16H240V18L239 19H244L245 18V20H247L246 21V23L244 24L245 25V27L249 24V25H251L252 26V30L254 29V30H259V29H263L262 27H263V25H262V23L260 22V17L258 16L259 15V13L258 14H256V11ZM259 10H260V7H259ZM258 10V11H259ZM187 11H188V8H187ZM191 11V10H190ZM189 11V12H190ZM229 11H230V9H229ZM229 12L228 13V16H229V14L231 15H233V14H236L238 11L235 9V11H237L236 13L234 12V13H232V12ZM249 11V10H248ZM247 11V12H248ZM178 12V13H177ZM181 12V11H180ZM195 11H192V15H193V13H194ZM228 12V11H227ZM239 12H241V10L239 11ZM238 12V13H239ZM243 12V11H242ZM242 12H241V15H242ZM182 13V12H181ZM187 14H188V12H186ZM209 13H210V11H209ZM208 13V14H209ZM221 13V14H222ZM262 13V12H261ZM263 13H264V11H263ZM262 13V14H263ZM185 14V13H184ZM187 14H185V16L187 15ZM189 14H191V13H189ZM197 14V13H196ZM207 14V15H208ZM211 14H212V12H211ZM211 14L209 15V16H211ZM213 14H214V12H213ZM227 13H225L224 15H225V18H226V15ZM240 14V13H239ZM239 14L238 15H235V16H239ZM243 14H244V12H243ZM245 14H246V12H245ZM191 15V16H192ZM214 15V16H215ZM218 15H220V14H218ZM231 15V16H232ZM247 15V14H246ZM164 18V21H169L167 24H168V27L166 28L165 27V23H164V25L162 24V22L163 21H159L160 20V18H162V17ZM182 16V15H181ZM234 16V15H233ZM233 16H232V18H233ZM245 16V15H244ZM259 17V19H258V17ZM262 16V15H261ZM179 17V16H178ZM190 17V16H189ZM207 18V16H204V18ZM216 17V16H215ZM220 17V16H219ZM180 18V17H179ZM191 18H193V17H191ZM204 18H202L203 20H204ZM205 18V19H206ZM213 18V17H212ZM228 18L229 17H227L226 19L228 20ZM237 18V17H236ZM237 18V19H238ZM262 19L264 18V16L263 17H261ZM182 19V18H181ZM183 19H184V17H183ZM182 19V20H183ZM195 19V18H194ZM197 19V18H196ZM201 19V18H200ZM220 19V18H219ZM221 19L223 20L224 18H222V15H221ZM236 19V20H237ZM238 19V20H239ZM181 20V21H182ZM185 20H188V18H186V19H184V21ZM207 20H208V18L206 19V20H204V21H206L207 22ZM221 20V21H222ZM226 20V21H227ZM235 20V19H234ZM235 20V21H236ZM245 20L244 21H238V23L239 22H241L242 24V26L240 25V24H238L239 26H241V28L244 26L243 25V23L245 22ZM264 20V19H263ZM180 21V20H179ZM180 21V22H181ZM184 21H182L183 23H184ZM199 21V20H198ZM225 21V20H224ZM226 21H225V23H226ZM231 21V20H230ZM232 21H233V19H232ZM235 21L234 22H230V23H233V25H234V27L236 26V28L237 27H239L238 25H236L235 24ZM258 21H259V24H258ZM262 21V20H261ZM181 22V24H179L178 25V23L176 24V26L178 25V26H182V23ZM190 22V24H191V21H189ZM193 23L195 22V24H196V21H192ZM202 22V21H201ZM200 22V23H201ZM198 23V22H197ZM208 23V22H207ZM207 23H205V26L207 25ZM221 23V22H220ZM260 23H261V25H262V27H261V25H260ZM185 24H186V22H185ZM208 24H212L213 25V23L211 22H209ZM217 24V23H216ZM247 24V25H246ZM188 25V24H187ZM187 25H185V26H187ZM196 25H198V24H196ZM211 25V26H212ZM215 25V24H214ZM223 25V24H222ZM229 25H232V24H228L227 25V28L229 27ZM248 25V26H249ZM181 26L179 27V28H181ZM189 26L190 27H192V24L191 25H188V28H187V30L185 29V30H183V28H185L184 26H183V28H181L182 30H176L178 33H180L181 31H182V33L184 32L185 34L187 33V32H189L188 30H189ZM195 25L193 24V27H194ZM202 26V25H201ZM216 26V25H215ZM218 26V25H217ZM216 26V27H217ZM169 27V28H170ZM175 27V26H174ZM193 27L191 28V30L194 32H196L198 29L197 28H199L200 27V24L196 27V29L194 30L193 29ZM204 27V26H203ZM202 27V28H203ZM226 27V26H225ZM232 27V26H231ZM250 27V26H249ZM259 27H261V28H259ZM178 27H176L175 29H177ZM201 28V27H200ZM207 28H209V26L207 27ZM206 27H205V29H207ZM215 28V27H214ZM219 28H220V25H219ZM219 28H218V30H219ZM248 28V27H247ZM259 28V29H258ZM213 28L211 27V28H209L208 30H209V32L208 33H210V31L212 30ZM224 28L222 27V32H224V30H223ZM239 29V28H238ZM249 30L248 31V29H247V31L251 34V32H252V30ZM214 30V29H213ZM213 30H212V34H211V36H209V37H207L208 36V34H207V32L206 33H204V34H206L207 36H205V37H207L208 39H210V37H211V39H210V41L212 40V45H210L211 46V49L208 47V48H206L207 50L206 51H211V52H209V56L208 57H210L211 55H210V53H213V55L212 56H219L218 57V59H217V61H220L219 60V58H222V55L223 56H225V57H227L226 56V54L225 53H228V51L229 50H231L230 48H231V45L232 44H234L235 46L237 45V42L236 41H233L234 43H232L231 45H229L228 43H226V40L224 41V39L223 38H221V37H223L222 36V34L223 35H225L224 33L226 32H224V33H222L221 34V37H220V33L218 34V35H216L217 33H216V29L214 30L215 31V33L213 32ZM220 30H221V28H220ZM242 30H243V32H244V27L242 28ZM242 30H240L239 29V31L237 32V35H238V33L240 34V31H242ZM253 30V31H254ZM139 31H140V33H139ZM187 31V32H186ZM200 31H201V29H200ZM202 31H204V29L202 30ZM201 31V33H200V35L203 33ZM228 31V30H227ZM174 32H175V30H174ZM173 32V33H174ZM193 32H190V33H193ZM243 32H241V34H243ZM247 32V34H249ZM257 32V31H256ZM260 32V31H259ZM261 32H263V31H261ZM260 32V33H261ZM176 33V32H175ZM174 33V34H175ZM177 33V35L175 34L174 36H177L178 37V39H179V34ZM181 33V34H182ZM183 33V34H184ZM198 33H199V30H198ZM198 33H196L197 35H198ZM228 33V32H227ZM245 33H246V30H245ZM244 33V35H246ZM252 33H254V36L252 35V36H250V34H249V36H250V38H249V40H244V35H242L243 36V40H244V43L245 42H247V43H249L250 42V39H252L253 37L255 38L256 37V35H255V32H252ZM182 34V35H183ZM195 34V33H194ZM194 35L193 36V34H191V36H193V37H195V36H197V35ZM203 34V35H204ZM240 34V35H241ZM256 34H259V33H256ZM262 34V33H261ZM168 35V34H167ZM179 35V36H178ZM235 35H236V33H235ZM234 35V36H235ZM169 36H166V37H169ZM173 36V37H174ZM186 36H188V33H187V35ZM227 36H228V38H229V36L230 35H228L227 34ZM177 37H175V38H177ZM184 37H185V35H184ZM205 37H202L203 38V40H204V42H208V41H206L207 40V38H205ZM231 37V36H230ZM240 37V36H239ZM252 37V38H251ZM262 37V36H261ZM174 38V39H175ZM183 38V37H182ZM181 38V39H182ZM186 39H189L188 37H185ZM196 38V37H195ZM199 39H200V41L202 40L201 39V37L199 36L198 37ZM224 38H226V36L224 37ZM226 38L227 40H228V42H230L231 40H233L232 38ZM247 38V39H248ZM254 38L252 39L253 41H251L250 43L252 44L253 42V45L255 44H257V42L255 43V41H257V40H254ZM259 38V37H258ZM263 38H264V36H263ZM263 38H262V41H263ZM169 39H173V38H169ZM169 39L167 38V40L169 41ZM197 39V38H196ZM196 39L194 40L193 39V41L192 42H196V45H195V42H194V44L191 42L190 43V45L192 44V45H195V46H193V47H196V48H193V49H191L192 47H190L189 48V52H187V53H189V54H185V55H182L181 54V56H186V55H191V58H192V60H196L197 62H196V64H197V66H196V68H197V70L198 69H200L199 70V74H201L202 75V73H205L207 70H208V68L209 69H213V68H210L211 67V65H210V63H212L211 62V60H210V58L212 57H210V58H208V60H210V61H208L207 59V61H205V62H207L208 64H209V66H208V68L206 69L203 65L205 64H203L202 65V63H200L199 62V58L201 57V59L203 60V55H201L203 52H202V50H201V52L198 50V49H200V48H198L197 47V42L198 41H196ZM257 39V38H256ZM261 39V38H260ZM259 39V40H260ZM171 40H170V42H171ZM177 40V39H176ZM185 40V39H184ZM191 40H192V38H191ZM198 40V39H197ZM203 40H202V42H203ZM230 40V41H229ZM124 41V42H125ZM167 41V42H168ZM190 41V40H189ZM189 41L187 40V42H186V40H185V42H186V45L188 44V46H189ZM124 42H122V43H124ZM170 42H168V44L170 43ZM175 42V40H173V43ZM177 42V41H176ZM181 42V41H180ZM184 41H183V43H185ZM202 42H200L201 43V45L203 44ZM182 43V44H183ZM205 43V44H206ZM209 43H211V42H209ZM236 43V44H235ZM244 44V45H247V46H244V47H248V44ZM260 43V42H259ZM258 43V44H259ZM171 44V43H170ZM169 44V46L171 47V48H173L172 49V51L174 50V48H175V50H178V49H176L177 48V46H175L176 44L178 45L179 43H176L174 46L173 45H170ZM181 44V45H182ZM260 44H262V43H260ZM183 45H185V44H183ZM185 45V46H186ZM200 45V44H199ZM206 45H209L208 43L206 44ZM173 46V47H172ZM252 45H250L249 44V47H251ZM258 46V45H257ZM257 46H256V48H257ZM170 47H168L169 49H171ZM179 47V46H178ZM202 47V46H201ZM203 47H206V46H203ZM232 47H233V45H232ZM237 47V46H236ZM235 47V48H236ZM248 47V49H251V48H249ZM254 47V46H253ZM166 48V47H165ZM167 48V49H168ZM179 48H182L181 46L179 47ZM198 48V49H197ZM238 48V47H237ZM255 48V49H256ZM262 48H264V47H262ZM64 49V48H63ZM73 49V48H72ZM160 51H159V50ZM164 49V48H163ZM162 49V50H163ZM166 49V50H167ZM190 49L192 50L191 52H190ZM224 49H226V51L224 50ZM174 50V55L176 54L175 51ZM180 50V49H179ZM182 50H184V49H182ZM188 50V49H187ZM205 50V48L203 49V51ZM223 50L225 51V53L223 52ZM228 50V51H227ZM234 50V48H232V50H231V52L230 53H232V51ZM253 50V49H252ZM151 51H154V52H152L151 53ZM171 51V52H172ZM235 51H236V49H235ZM261 51H263V50H261ZM260 51V52H261ZM167 51H165V53H166ZM178 52V51H177ZM183 52H185L186 53V51L184 50ZM182 52V53H183ZM220 52H223V53H221L220 54ZM237 52V51H236ZM239 52V51H238ZM237 52V53H238ZM241 52V51H240ZM249 52H250V50H249ZM257 52V51H256ZM259 52V51H258ZM151 53V54H150ZM155 53V54H154ZM173 53H172V56H173ZM201 53V54H200ZM235 53V52H234ZM236 53V54H237ZM166 54H168V53H166ZM178 54H179V52H178ZM208 54V53H207ZM236 54H234L235 56L234 57H236ZM239 55H237L238 57H240V54L241 53H238ZM258 54V53H257ZM170 54H168V56H169ZM252 55V54H251ZM255 55V54H254ZM260 55V54H259ZM163 56L166 58H164L163 59ZM171 56V55H170ZM179 58H180V54L179 55H177ZM176 56V57H177ZM203 56V57H202ZM207 56V55H206ZM221 56V57H220ZM232 56V54H230V57ZM257 56V55H256ZM262 56H263V54H262ZM262 56H260V57H262ZM193 57H194V59H193ZM216 57V58H217ZM224 57V59H222L224 62L226 61V59L228 58H225ZM259 57V56H258ZM259 57V58H260ZM182 58V57H181ZM205 58V57H204ZM253 58V57H252ZM264 58V57H263ZM263 58H260V59H262L263 60ZM212 59H213V57H212ZM215 59V58H214ZM230 59H233L234 60V58L232 57V58H230ZM238 59V58H237ZM237 59H235V60H237ZM243 59V58H242ZM240 60L241 61V63H242V61L243 60ZM202 60H200L201 62H204V61H202ZM205 60V59H204ZM216 60V59H215ZM233 60H231V61H233ZM234 60V62L236 63L237 61H235ZM262 60H259V63H260V61H262ZM124 62L125 64H126V68L125 67H122V63ZM223 62V63H224ZM227 62V61H226ZM238 62H239V60H238ZM237 62V63H238ZM206 63V64H207ZM223 63H221L220 65L222 66V64ZM235 63H231L232 65H230V66H232V68H234V66H235ZM236 63V64H237ZM262 63H264V61L262 62ZM124 64V65H125ZM174 64L176 65V63L174 62ZM194 64H195V62H194ZM205 64V65H206ZM226 64V63H225ZM224 64V65H225ZM230 64V63H229ZM234 64V65H233ZM63 65V64H62ZM223 65V66H224ZM237 65H239V63L237 64ZM259 64L258 63H256V66H258ZM261 65H263V64H260V67H261ZM145 66V67H144ZM177 66H178V64H177ZM192 66V65H191ZM194 66V65H193ZM228 66V68H230L229 67V65H227ZM226 66V67H227ZM256 66H253L254 68H256ZM238 67V66H237ZM242 67H244V70L245 71H247L246 73H248V69H246V66L245 65H243V63H242ZM260 67H257V68H259V70H261V68ZM131 68V67H130ZM176 68V67H175ZM177 68H179V67H177ZM191 68H193V67H191ZM196 68H195V71L193 70V72H191L192 71V69H191V74H193V73H197L196 72ZM225 68V67H224ZM228 68H225L226 70H228ZM236 68V67H235ZM231 69L232 70V76L234 75V73H236V72H238L239 73V70L240 69H237V71H235V72H233L234 70H236V69ZM238 68H241V66L240 67H238ZM264 68V67H263ZM133 69V71H137V70H134ZM206 69V70H205ZM67 70H68V68H67ZM140 70V69H139ZM145 70V69H144ZM148 70V69H147ZM230 70V71H231ZM258 70V69H257ZM256 69H255V71L257 72V74H259L260 75V77H261V75L263 74V73H261L262 71H260V73H259V70L257 71ZM41 72L40 73H42L44 70H40ZM48 71V70H47ZM56 71H57V68H56ZM68 71H70V70H68ZM72 71V70H71ZM132 71V70H131ZM152 71H149L150 73L149 74H144L143 73V75H140V74H142V73H140V74H138V75H140V77L141 76H143V78L141 77V80L142 79H144V81H145V79H149L150 80V77L152 76V74H154V72H152ZM210 71H213V70H209L208 72H210ZM229 70H228V72H230ZM241 71V74H243L242 73V69L240 70ZM44 72H46V71H44ZM60 72V71H59ZM67 72V71H66ZM77 72V71H76ZM129 72V73H128ZM140 72H142L141 70H140ZM152 72V73H151ZM172 72V71H171ZM224 72V71H223ZM226 72V71H225ZM227 72V73H228ZM256 72H255V74H256ZM69 72H67V74H68ZM157 73V74H158ZM167 73V72H166ZM165 73V74H166ZM168 73L170 74V72H169V70H168ZM167 73V74H168ZM172 73H175V72H172ZM197 73V74H198ZM211 73V72H210ZM209 73V74H210ZM245 72H244V75L246 74ZM57 74V73H56ZM59 74V73H58ZM64 74V73H63ZM71 74H73L72 72H71ZM157 74H156V76H157ZM158 74V76H160ZM176 74V73H175ZM189 74V73H188ZM209 74H207V75H209ZM212 74V73H211ZM210 74V75H211ZM221 74H223V77L224 76H227V77H229L228 75H226L225 73H222L221 72ZM230 74H231V72H230ZM240 74V75H241ZM130 75H132L131 73H130ZM133 75H136L135 73L133 74ZM147 76V75H151L150 77H148L147 76V78H144V76ZM155 75V74H154ZM174 74H172V76H173ZM190 75V74H189ZM204 75V74H203ZM236 75H237V77L239 76L237 73H236ZM236 75H234L233 76V78H235V76ZM258 75V76H259ZM63 76H66V75H63ZM63 76L61 77V78H63ZM85 76V75H84ZM137 76V75H136ZM136 76H134L133 78H131V79H134ZM156 76H153L154 78L156 77ZM162 76H163V74H162ZM162 76L160 77V78H162ZM166 76H168V75H166ZM172 76L170 77V78H167L166 79V77H165V75H164V77H165V81L163 80V79H161L162 81H164L166 84H170V83H172V82H175L176 81V84H173V85H175V86H177V83L179 84V81L177 82V79L176 80H174V81H172V82H169V83H167L168 81H170L169 79H171L172 78ZM174 76H176V75H174ZM179 77L181 76L180 74L178 75ZM212 76V75H211ZM221 76V75H220ZM219 76V77H220ZM232 76H231V78L230 79H232ZM255 76H257V75H255ZM256 77V78H259V77ZM131 77V76H130ZM153 77H151V79L152 80H154L153 79ZM198 77H200V76H198ZM198 77H195L196 79H198L199 80V82H200V78H198ZM205 77V76H204ZM204 77H203V79H204ZM207 77V76H206ZM205 77V78H206ZM209 77V76H208ZM239 77H241V76H239ZM242 77H244V76H242ZM242 77L241 78H237L236 79V81H235V79H234V81H231L229 78V80L231 81V82H233V83H230V85H229V81L226 83V84H224V83H222L221 82V80L219 81V82H221L222 83V85L224 86H228V87H230L229 89H227L225 86H224V88L223 89H225L226 88V90L224 91V92H220V91H222V90H220V89H218V88H216V89H218L219 91H216V93L218 92L219 94H220V96H216V100L219 98V101H218V104H216L217 102L213 99V102H215V105L213 104L212 105V110L215 108V110H213L212 111V113H213V116H214V122L212 123V124H214V126L216 125V126H218V124L219 125H221L222 124V122H224L225 120L227 121V117H228V119H229V117H232V118H230L231 120L230 121H234V119H239L240 117H242L241 115H244L243 114V112L244 113H246V111H249L250 112V101L251 100H248L247 101V104H248V108L246 109V107H243V105L245 104V105H247L246 103H243L242 104V101H244V100H247V99H249L250 97L248 96L249 94H248V91H247V89H244V88H246V87H248V86H246V87H244L243 89L241 88V90H242V92H243V90H246L245 92H246V94H247V96L249 97H247L246 95H245V93H244V96H242V97H240V95L242 94L243 95V93L241 92V94L239 93V88L243 85V83L245 84V82H246V79L248 78V75H247V77H246V75H245V77H246V79H245V77L243 78V79H245V81H241L242 80ZM60 78V79H61ZM66 78H68V76L66 77ZM176 78V77H175ZM181 78V77H180ZM184 78V77H183ZM193 78V79H192ZM194 77H192L191 76V79L192 80H196ZM210 78V77H209ZM209 78H207L208 80H210ZM222 78V77H221ZM220 78V79H221ZM254 78V77H253ZM262 79H263V75H262V77H261ZM138 80H139V77L137 78ZM207 79L205 80L206 81V84H207ZM223 79V78H222ZM225 80L227 79V78H224ZM223 79V80H224ZM260 79V78H259ZM259 79H257V81L259 80ZM262 79H260V80H262ZM63 80H65L64 78H63ZM166 80H167V82H166ZM182 80V79H181ZM180 80V81H181ZM184 80V79H183ZM186 80V79H185ZM198 80H197V83H198ZM219 80V79H218ZM222 80V81H223ZM224 80V81H225ZM256 80V79H255ZM155 81V80H154ZM189 81V80H188ZM201 81H202V79H201ZM210 81H212V80H210ZM248 81V80H247ZM264 81V80H263ZM140 82H143V81H140ZM147 82V81H146ZM146 82H144V83H146ZM153 81H151V83H152ZM185 82V81H184ZM203 82V81H202ZM219 82H217L218 84H219ZM255 82V81H254ZM147 83H149V81L147 82ZM155 83V82H154ZM153 83V84H154ZM190 83H192L193 84V82L192 81H189V84ZM197 83H195L194 82V86H192V87H194L195 88V84L197 85ZM204 83V82H203ZM208 83H210V82H208ZM220 83V84H221ZM258 83H260V84H262V85H264V83L261 81V82H258ZM136 84V85H137ZM181 84H183V82L181 83L180 82V84H179V90L181 89L182 91L183 90H185L186 88H185V86H183L184 88L182 89V87H181ZM219 84V85H220ZM246 84H248V83H246ZM255 84H257V82L255 83ZM71 85V84H70ZM135 84H134V86H136ZM145 85V84H144ZM172 85V86H173ZM186 87L188 86L187 85V81H186ZM191 85V84H190ZM190 85H189V87H190ZM204 87V85L203 84H201V82H200V87L202 88V86ZM208 85V84H207ZM207 85H205V87H204V90H206V88H207ZM210 85H212V84H210ZM259 84H257V87H256V85H255V87L256 88H258L259 86H258ZM47 86V85H46ZM199 86V83H198V85H197V89H198V91L200 90V88L198 87ZM209 86V85H208ZM39 87V86H38ZM41 87H42V85H41ZM116 87H118V91L120 90V88H121V90H122V92H120L118 95L116 94H114L113 92H117V90H116ZM120 87V88H119ZM145 87V86H144ZM178 87H175V88H177L178 89ZM191 87V88H192ZM263 87V86H262ZM115 88V89H114ZM171 88V87H170ZM174 88V87H173ZM193 88V90H195ZM211 88V87H210ZM209 88V89H210ZM221 89H222V86L220 87ZM249 88V87H248ZM38 89V88H37ZM142 89H144V88H142ZM197 89H196V91L195 92H197ZM214 89V88H213ZM259 89H261V88H258V90ZM263 89V91H264V88H262ZM261 89V90H262ZM36 90V89H35ZM114 90H116V91H114ZM120 90V91H121ZM136 90H138V88L136 89ZM140 90V89H139ZM138 90V91H139ZM148 90V89H147ZM178 90V91H179ZM189 90V89H188ZM211 90V89H210ZM209 90V92L207 93L208 95H209V93L211 92V93H213L212 91H210ZM39 91H41V93H42V90H39ZM142 91V90H141ZM176 91V90H175ZM205 91V92H206ZM71 92H70V94H71ZM164 92V91H163ZM168 92V91H167ZM166 92V93H167ZM180 92V91H179ZM187 92V91H186ZM202 92V90L201 91H199V92H197V94L199 95V93H201ZM204 92V91H203ZM262 92V91H261ZM118 93V92H117ZM145 93V92H144ZM169 93V92H168ZM167 93V94H168ZM181 93V92H180ZM215 93V94H216ZM112 94H114V96L113 97H110ZM132 94H134V93H132ZM136 94H138V93H136ZM141 94V93H140ZM146 94V93H145ZM145 94H142L143 96L145 95ZM158 94H161L162 96H163V94H162V92L161 93H158ZM157 94V95H158ZM166 94V95H167ZM169 94H171V92L169 93ZM168 94V102L167 101H165L164 102V104H165V106L168 104L169 105V107L170 106H172L173 104H174V102L172 101V102H170L169 101V96H174V99L175 100H179V99H177L176 97H179V96H177V94H176V92H175V94L174 95H169ZM185 94V93H184ZM191 94V93H190ZM190 94H188V95H190ZM197 94H196V96H197ZM206 94V93H205ZM218 94V95H219ZM15 95V94H14ZM13 95V96H14ZM149 96V94H146L144 97H146V96ZM152 95H155V94H152ZM151 95V96H152ZM157 95H155V97L157 96ZM160 95V96H161ZM165 95V94H164ZM175 95H176V97H175ZM181 95V94H180ZM187 95V96H188ZM204 94L202 93L201 94V96H202V98H204V96H203ZM217 95V94H216ZM74 96V95H73ZM116 96H118V97H116ZM135 96V95H134ZM148 96H147V98H148ZM162 96L159 98V95L156 97L157 99L159 98V100H161V98H162ZM186 96V95H185ZM186 96V97H187ZM210 96H211V94H210ZM210 96H208V97H210ZM260 96H261V94H260ZM262 96H263V94H262ZM47 97V96H46ZM58 97V96H57ZM57 97H55V96H52V100H57L56 98ZM142 97V96H141ZM141 97H139L141 100H142V98ZM164 97H166V96H163V98ZM172 97H170V100H171V98ZM184 97V96H183ZM185 97V98H186ZM190 97L191 96H189V98L188 99H190ZM194 97V96H193ZM208 97H207V99H208ZM212 97V96H211ZM218 97V98H217ZM59 98H60V96H59ZM134 98V97H133ZM132 98V99H133ZM136 98V97H135ZM149 98H150V96H149ZM148 98V99H149ZM153 98H154V96L151 98V101L153 100ZM156 98H154V100H153V102H155V100H156ZM162 98V99H163ZM180 98V97H179ZM184 98V100H186ZM196 98V97H195ZM195 98H194V100H195ZM197 98H198V96H197ZM202 98L200 97V100H202ZM213 98V97H212ZM211 98V99H212ZM240 98H242V99H240ZM245 98V99H244ZM247 98V99H246ZM70 99V98H69ZM131 99V100H132ZM165 99V98H164ZM164 99H163V101H164ZM173 99V100H174ZM181 99H183V98H181ZM187 99V100H188ZM205 99H206V97H205ZM210 99V98H209ZM210 99V100H211ZM239 99L241 100V101H239ZM244 99V100H243ZM88 100V101H89ZM113 100V99H112ZM136 100V99H135ZM134 100V101H135ZM143 100H146V99H143ZM141 101V103L143 102V104H147V103H150L149 101H150V99H149V101H145L146 103H144V101ZM166 100V99H165ZM174 100V101H175ZM184 100H180L178 103L180 104L181 103V101L182 102H184ZM199 100V101H200ZM209 100V101H210ZM48 101H49V99H48ZM90 101V102H91ZM109 101V100H108ZM133 101V100H132ZM131 101V102H132ZM137 101V100H136ZM177 101H175V102H177ZM190 101V100H189ZM192 101V100H191ZM191 101H190V103H191ZM206 101V100H205ZM208 101V102H209ZM50 102H52L51 100H50ZM60 102V101H59ZM72 102L73 101H71V105H72ZM76 102V104H77V100L75 101ZM74 102V103H75ZM130 102V101H129ZM128 101L127 102H125V103H129ZM138 102V101H137ZM136 102V103H137ZM156 102H158L157 100H156ZM155 102V103H156ZM160 102H162V100L160 101ZM159 102V104H161ZM196 102V101H195ZM203 102V101H202ZM201 101H200V103H202ZM207 102V103H208ZM239 102H241V104H239ZM246 102V101H245ZM250 102V103H249ZM17 103V102H16ZM55 103H57V102H55ZM87 103V102H86ZM92 103V102H91ZM94 103V102H93ZM125 103H123V104H125ZM134 103V102H133ZM154 103V104H155ZM177 103V104H178ZM187 103V102H186ZM189 103V104H190ZM211 103H212V101H211ZM70 104V103H69ZM88 104V103H87ZM120 103H118V105H119ZM122 104V103H121ZM123 104L121 105L122 107H124L123 106ZM132 104V103H131ZM140 104V102H138V104L137 105H139ZM163 104V103H162ZM161 104V105H162ZM172 104V105H171ZM176 104V105H177ZM179 104H178V106H177V108H175L174 106H176V105H173V107H174V109L176 110V112L178 111V113H182L181 115L182 116H184L185 117V115H183V112H185V107H184V110L182 109V107H181V110L182 111H180V109H178L179 108ZM188 104V105H189ZM14 105H15V103H14ZM46 105V104H45ZM68 105V104H67ZM74 106H75V104H73ZM72 105V106H73ZM78 106H79V104H77ZM96 105V104H95ZM117 105V106H118ZM125 105H127V104H125ZM133 105V104H132ZM134 105H135V103H134ZM141 105V104H140ZM148 105V104H147ZM146 105V106H147ZM150 105H152V108H153V104L151 103ZM150 105H148L147 107H149ZM155 105H157L158 106V103L157 104H155ZM154 105V106H155ZM161 105H159V108H162L163 109V107L161 106ZM167 105V106H168ZM187 105V104H186ZM203 105V104H202ZM207 105V104H206ZM205 104H204V106H206ZM51 106V105H50ZM78 106H76V107H78ZM88 106V105H87ZM103 106V105H102ZM120 106V105H119ZM129 106V105H128ZM145 105H143V107H146ZM161 106V107H160ZM166 106V107H167ZM182 106V105H181ZM213 106H215V107H213ZM52 107V106H51ZM53 107H55V106H53ZM64 107V106H63ZM68 107H69V105H68ZM71 107V106H70ZM75 107V109H78V108H76ZM83 107V106H82ZM104 107H105V104H104ZM131 107V106H130ZM130 107H125L126 108V110L129 112L130 110H131V108ZM133 108H137L138 106H136L135 105V107L134 106H132ZM166 107H164V110L166 109V110H169V109H167ZM173 107H171V108H173ZM198 107V106H197ZM203 107V106H202ZM14 108V107H13ZM48 108H50V107H48ZM81 108V107H80ZM96 108V107H95ZM127 108H129V109H127ZM139 108H140V110L142 109L140 106H139ZM139 108H137V109H139ZM150 108V107H149ZM158 108V107H157ZM158 108V109H159ZM189 108H191V106H189ZM243 108H245L246 110H244ZM65 109V108H64ZM67 109V108H66ZM72 109V107L69 109V110H71ZM137 109L135 110L136 111V113L134 112V111H132V110H134V109H132L131 110V112H133V113H135V114H138L139 115V113L141 112L140 110H138V111H140L139 113L137 112ZM148 109V108H147ZM147 109H143V112H144V114H145V116H147L146 115V113H148V114H155L156 113V115H158L157 113L158 112H160V111H156L155 110V107H154V109H152V110H147ZM157 109V110H158ZM192 109V108H191ZM243 109V110H242ZM55 110H56V108H55ZM95 110H97V109H95ZM108 110V111H109ZM155 110V111H154ZM164 110H161V111H163L164 112ZM173 110V109H172ZM171 110V111H172ZM175 110H173V111H175ZM189 110V109H188ZM187 110V107H186V111H188ZM18 111V110H17ZM77 111V110H76ZM83 111H86V110H82L81 112L83 113ZM80 112V113H81ZM87 112V111H86ZM93 112V111H92ZM127 112V113H128ZM143 112H141L140 113V116H141V114L143 113ZM166 112V111H165ZM176 112H175V115H176ZM130 113V112H129ZM170 110L168 111V115H169V117H170ZM173 113V112H172ZM186 113H188V112H186ZM211 113V112H210ZM242 113V114H241ZM248 113V112H247ZM246 113V114H247ZM16 114V113H15ZM86 113L84 112L83 114H81V116H84ZM88 114V113H87ZM94 114V113H93ZM100 114V113H99ZM143 114V115H144ZM160 114H161V112H160ZM162 114H164V113H162ZM166 114V113H165ZM164 114V115H165ZM166 114V115H167ZM174 114V113H173ZM192 114V113H191ZM207 114V113H206ZM238 114V115H237ZM245 114V115H246ZM80 115V114H79ZM96 115V114H95ZM105 115V114H104ZM109 115V114H108ZM132 117H134V114H130ZM138 115H135V116H138ZM164 115H160L162 118H163V116ZM165 115V116H166ZM172 115V114H171ZM236 115V116H235ZM239 115H240V117H239ZM77 116H78V114H77ZM81 116H79L80 118H81V120H82V117ZM87 116V115H86ZM99 116H102L101 114L99 115ZM152 116H154V115H152ZM187 116V118H188V115H186ZM191 116V115H190ZM196 116V115H195ZM194 116V117H195ZM203 116V115H202ZM235 116V117H234ZM51 117H52V115H51ZM91 117V116H90ZM89 117V118H90ZM109 117V116H108ZM110 117H111V115H110ZM110 117H109V119H110ZM192 117H193V115H192ZM236 117H238V118H236ZM84 118H85V116H84ZM83 118V119H84ZM103 118H107V117H103ZM164 118H166V117H164ZM163 118V119H164ZM186 118V119H187ZM200 118V117H199ZM206 118V117H205ZM210 118V117H209ZM91 119V118H90ZM90 119H88V120H90ZM93 119V118H92ZM109 119H108V121H109ZM167 119H168V116H167ZM196 119V118H195ZM107 119H105V122H107L106 121ZM212 120V119H211ZM87 121V120H86ZM199 121V120H198ZM89 122V121H88ZM105 122H104V125H105ZM228 122H229V120H228ZM231 123V122H230ZM264 123V122H263ZM88 124H90V123H88ZM157 124V123H156ZM199 124V123H198ZM201 124V123H200ZM225 123H223V125H224ZM226 124H227V122H226ZM229 124V123H228ZM91 125H92V127L94 128V129H98V130H102V132H103V129H102V127H99V128H97L96 127V125H95V123H93V122H91ZM130 125V124H129ZM127 123H125V124H123V123H120V122H116L115 124H114V130L112 131V134H111V137L110 138H114V139H116V138H118L119 136L120 137H122L123 135H124V137L126 136V135H128L127 137L129 138V137H131L132 135L135 137V138H137V136H139L140 135V133H141V135L143 136V138H142V136L140 135L139 136V140H136L135 138H132V139H135V140H131V138H130V141L129 140H123V138H122V140L123 141H125V142H127V141H129L130 142V144H131V142L133 141V143L134 142H136V143H132V146L134 145V147H135V144H136V146L138 147V146H140V147H138L139 149L141 148V150L140 151H142V149H145V150H147V149H151V148H153V149H155V150H157L156 149V141H158L157 143H158V145H163V147H164V149H163V147H161L160 149L162 150L163 149V151L165 150V147L166 146H164V144H165V142H166V140H164V144L161 142V140L163 139V137H164V135L163 134H161L163 131H165V136H166V134L168 135V133H166V131L167 130H171L172 128H169V126H166L167 128H169V129H165L164 130V128H163V126L165 127V125H163V126H160V124H159V126H157V125H151V124H149L148 125V127H146V128H143V129H141V130H136V128H135V130H134V127H135V125L132 127V126H129ZM131 125H133V124H131ZM186 125V128H187V130L188 129H190V130H192V133H194L193 131H195V133L196 132H198V136L199 137H201L202 135H204V132H206V131H204L205 130V128L204 127H202V129L204 128V130H200L199 129V126H198V128H195V126H197V124H194L193 122H192V120L191 121H188V119H187V124H184V126ZM222 125V126H223ZM247 124H243L242 125V127L244 128L245 126H246ZM106 126V125H105ZM200 126H202V125H200ZM204 126V125H203ZM87 127H89V126H87ZM170 127H172L171 125H170ZM211 128H212V126H210ZM240 127V126H239ZM239 127H236V129L239 131H235L236 133L233 135L234 136V139H236L235 137H237V135H240V128ZM242 127H241V129H242ZM215 128V127H214ZM82 129V128H81ZM91 129V128H90ZM107 129V128H106ZM163 129V131H161V130ZM177 129V128H176ZM233 129V128H232ZM235 129V128H234ZM235 129V130H236ZM83 130V129H82ZM173 130H175V129H173ZM172 130V134L171 135H173L174 136V134H173V131ZM189 130V131H190ZM208 130V129H207ZM133 131L135 132V133H133ZM136 131L138 132V134H136ZM169 131H167V132H169ZM176 131H178V133H179V130H176ZM175 131V132H176ZM201 131V132H200ZM218 131V130H217ZM97 132V131H96ZM95 132V133H96ZM174 132V133H175ZM191 132V131H190ZM232 132H233V130H232ZM238 132V133H237ZM92 133V132H91ZM132 135H131V134ZM171 133V132H170ZM176 134L175 133V136H174V138H170V140L172 139H175L176 138V136L178 137L179 136V134L181 133H179V134ZM227 133V132H226ZM93 134V133H92ZM97 134H98V132H97ZM100 134V133H99ZM129 134L131 135V136H129ZM136 134V135H135ZM230 135L231 134V130H230V132L228 131V133H227V135ZM245 134V133H244ZM95 135V134H94ZM122 135V136H121ZM170 135V134H169ZM168 135V137H170ZM224 135H226V134H224ZM226 135V136H227ZM228 135V136H229ZM262 135H264V134H262ZM43 136V135H42ZM132 136V137H133ZM180 136H182V135H180ZM179 136V137H180ZM197 136V137H198ZM205 136H208V135H204V138H206L207 139V137H205ZM212 136H214V135H212ZM226 136H225V139H226ZM120 137L118 138V139H120ZM127 137H126V139H127ZM172 137V136H171ZM230 137L231 138H228L227 137V139L226 140H229L228 142H230V140L232 141V135H230ZM140 138H142V139H144V140H142V141H140ZM184 138V137H183ZM116 140L117 142L119 141V140ZM138 139V138H137ZM164 139H165V137H164ZM166 139H169V138H167V136H166ZM180 140H181V138H179ZM185 139V138H184ZM199 139V142L198 143H201L200 142V140L202 139V137L201 138H197V140ZM206 139H204V141L206 140ZM100 140V139H99ZM159 140H160V144H159ZM176 140H177V138H176ZM180 140H179V142H178V140L177 141H175L174 140V144H176V146H180V144H181V147H183V145H185L186 143V141L183 143L182 141V143H180ZM183 140V139H182ZM186 140V139H185ZM221 140H222V138H221ZM103 142V141H106L105 139L104 140H100V142ZM111 141V140H110ZM110 141H108V142H110ZM112 141H114L113 139H112ZM122 141V142H123ZM122 142L120 143L121 144V146L123 145L122 144ZM124 142V143H125ZM167 142H168V140H167ZM166 142V143H167ZM233 142V141H232ZM231 142V143H232ZM107 143V142H106ZM114 143L115 142H113V146H114ZM119 143V142H118ZM117 143V144H118ZM128 143V142H127ZM202 143H204L203 141H202ZM201 143V144H202ZM224 143V142H223ZM234 143V142H233ZM105 144V143H104ZM107 144H109V143H107ZM106 144V145H107ZM170 144V143H169ZM178 144V145H177ZM225 144V143H224ZM230 144V143H229ZM229 144L227 143V144H225V146H226V149H223V151H225V153L227 154V156H229V160H231L232 159V157H230L231 155H228L229 154V152H228V150L229 149H227V147L229 148L230 146H229ZM105 145V147H104V149L103 150H105L104 151V153H103V157H106L105 159H107L108 158V161L107 162H105V166H107L108 167V169L109 170H111L112 168V170H121V168L124 170L123 171V174H128V172H126L127 170H129L130 169V171L132 172V173H139L140 171L141 172H143V173H141L142 174V176H143V174H144V172H146V171H148V173L149 172H151L150 174H152V173H155V174H157V175H155L154 174V176L153 177H155V176H162L163 177V174H164V172L163 173H161V171H160V175H158V171H159V168H161L162 169V167H163V170L165 169L164 167H170V168H172V165H176L175 164V162L177 163V162H179L180 164L181 163H183L182 165H184L183 167L184 168H187L188 166L190 167V165H188V164H190V163H186L187 161H183V159H182V157H180V158H178V159H176L175 158V160H173L174 159V154H173V156H171V155H167V154H169V153H164V154H166V157H168L169 159H165V160H163L162 158V160L163 161H165V162H163L162 161V163L160 164V162H156V160L154 161V162H152V158H150L148 161L146 160V158H145V155H144V158H145V160L146 161H143V160H141V158H140V161H138L137 162V160H139V153H137V151L135 152V153H133L132 154V151H133V148L134 147H132L131 145H129V146H131V147H129V146H125V147H121L120 146V149H116L115 151H113V150H111L110 148V144L108 145V146H106ZM112 145V144H111ZM116 145V144H115ZM125 145V144H124ZM154 145L156 146L155 148H154ZM166 145V144H165ZM168 145V144H167ZM171 145H173V144H171ZM171 145H168V146H171ZM204 145H205V143H204ZM222 145V144H221ZM232 145V144H231ZM235 145V144H234ZM175 146V145H174ZM174 146H171L172 148L174 147ZM175 146V147H176ZM187 146V145H186ZM189 146V145H188ZM110 147V148H109ZM118 147V146H117ZM116 147V148H117ZM180 147V149H179V147H178V149L177 148H174V150H176L177 152H178V150H180L179 152H182L181 154H183V152L185 153V151L186 150H184V151H181V150H183V149H187V148H185V147H183V148H181ZM204 147V146H203ZM205 147H207L206 145H205ZM222 147L223 148H225L223 145H222ZM222 147H219L218 149H220L217 153H219V152H221V149H222ZM232 147V146H231ZM119 148V147H118ZM138 148H134L135 150H138ZM190 148V147H189ZM188 148V149H189ZM191 149V148H190ZM161 150L159 151V152H161ZM166 150H168L167 148H166ZM165 150V151H166ZM139 151V150H138ZM139 151V152H140ZM148 151H150V150H148ZM148 151L146 152V153H148ZM152 151H154V150H152ZM152 151H150V153L152 152ZM158 151V150H157ZM157 151H155V152H157ZM170 151V150H169ZM175 151V152H176ZM192 151H193V149H192ZM216 151H217V148H216ZM231 152H232V150H230ZM142 152H144V150L142 151ZM141 152V153H142ZM155 152H154V155H155ZM166 152H168V151H166ZM174 152V151H173ZM176 152V153H177ZM231 152H230V154H231ZM54 153V152H53ZM52 153V154H53ZM79 153H81V151L79 152ZM140 153V154H141ZM145 153V152H144ZM150 153H149V155H150ZM158 153V152H157ZM162 153V154H161ZM160 154H161V156L163 155V152H161ZM186 153H188L189 154V151L187 150V152ZM213 153V152H212ZM143 154V153H142ZM142 154H141V156L140 157H142ZM151 154H153V153H151ZM160 154H157V156H160ZM172 154V153H171ZM224 154V153H223ZM225 154V155H226ZM235 154V153H234ZM53 155H56V154H53ZM220 155H222V153H220L219 155H218V157H219V159H215V161H216V163L215 164H213L214 165V168H215V165L217 166L216 168H218V169H216V170H218L219 171V174H217V171L214 169L213 170V172L215 171L216 172V176H218V177H215V180L216 181H214L215 183L213 184V182H212V185H214V186H212V188L214 187V190L215 189H217L218 187H220V186H222L223 184H224V180H225V178H227L228 179V177H229V175L227 174L228 173V168H225V162H227V160L228 159H226V158H223V156H222V159L220 158ZM52 156V155H51ZM147 156H148V154H147ZM153 156V155H152ZM151 156V157H152ZM176 156V155H175ZM54 157V156H53ZM96 157V156H95ZM115 157H118L119 159H118V163H116V161H114L116 164H114V162H113V160L115 159ZM150 157V156H149ZM155 157H156V155H155ZM155 157H154V159H155ZM165 157V156H164ZM171 157V158H170ZM178 157V156H177ZM213 157L214 158H216L217 156H216V154H213ZM212 157V158H213ZM44 158V157H43ZM48 158V160H49V156L47 157ZM52 158V157H51ZM50 158V159H51ZM72 158V157H71ZM76 158V157H75ZM79 158V157H78ZM93 158V157H92ZM97 158H101L100 156L98 157L97 156ZM144 158H142V159H144ZM158 158V157H157ZM173 158V159H172ZM214 158H213V160H214ZM39 159V158H38ZM54 159V158H53ZM77 159V158H76ZM93 159H96V158H93ZM102 159V158H101ZM159 159V158H158ZM160 159V160H161ZM175 161L174 163H173V161ZM179 159H180V161H179ZM182 159V160H181ZM37 160V159H36ZM36 160H34V161H32V162H35V163H32L31 165H34V164H36ZM43 160H45V159H43ZM47 160V161H48ZM74 160V159H73ZM80 160V159H79ZM85 160V159H84ZM97 160V159H96ZM160 160H157V161H160ZM170 160V161H169ZM177 160V161H176ZM186 160V159H185ZM212 160V159H211ZM38 161H40V160H38ZM51 161V160H50ZM75 161V160H74ZM93 161V160H92ZM91 161V162H92ZM215 161H213V162H215ZM51 162H53V161H51ZM51 162H50V164H51ZM55 162V161H54ZM52 163V165L54 164L55 165V163ZM63 162V161H62ZM66 161H64V163H65ZM68 162V161H67ZM73 162V161H72ZM80 162V161H79ZM137 162V163H136ZM172 162V163H171ZM31 163V162H30ZM38 163V162H37ZM60 163V162H59ZM155 163H156V165H155ZM184 163H186V165L184 164ZM39 164V163H38ZM37 164V165H38ZM46 165H47V163H45ZM82 164V163H81ZM84 164V163H83ZM180 164H178V165H176L178 168L180 167ZM30 165V164H29ZM42 165H44V161H42ZM48 165H49V163H48ZM47 165V166H48ZM60 165V167H61V163L59 164ZM66 165V164H65ZM64 165V166H65ZM74 165V164H73ZM159 165L160 166H162V167H159ZM164 165V166H163ZM181 165V166H182ZM212 165V166H213ZM36 166V165H35ZM45 166V165H44ZM46 166V167H47ZM51 166V165H50ZM62 166H63V164H62ZM63 166V167H64ZM187 166V167H186ZM208 166V165H207ZM228 166V165H227ZM25 167H27V165L25 166ZM40 167H42V166H40ZM40 167H39V169H40ZM49 167V166H48ZM55 167H57V166H55ZM54 167V168H55ZM59 167V166H58ZM57 167V171H58V169H60V168H58ZM72 167V166H71ZM71 167L69 166V170L71 169ZM87 167V166H86ZM166 167V168H167ZM210 167V166H209ZM234 167V166H233ZM27 168H29V167H27ZM31 168V167H30ZM29 168V169H30ZM35 168V167H34ZM51 168H52V166H51ZM52 169V170H54L55 171V169ZM62 168V167H61ZM68 168V167H67ZM73 168V167H72ZM75 168V167H74ZM73 168V169H74ZM83 168V167H82ZM85 168V167H84ZM127 168V169H126ZM182 169V168H179L180 170H181V172H182V170L184 171L185 169ZM231 168V167H230ZM257 168V167H256ZM28 169V170H29ZM42 170H43V167L41 168ZM47 169V168H46ZM45 167H44V172H45ZM49 169H50V167H49ZM76 169V168H75ZM77 169H78V167H77ZM173 169V168H172ZM171 169V170H172ZM177 169V168H176ZM188 169V168H187ZM186 169V170H187ZM235 169V168H234ZM61 170V169H60ZM62 170H64V169H62ZM78 170H80V169H78ZM114 170V171H115ZM126 170V171H125ZM166 170H169L168 168L166 169ZM166 170H164V171H166ZM171 170H170V172H166L167 174L168 173H171ZM175 170V169H174ZM184 171L185 173H187V171ZM36 171V170H35ZM48 171V170H47ZM77 171V170H76ZM90 171H91V169H90ZM89 171V172H90ZM97 171V170H96ZM179 170H175V172L177 173ZM188 171H189V169H188ZM258 171V170H257ZM41 172V171H40ZM43 172V171H42ZM52 172V171H51ZM56 172V171H55ZM54 172V173H55ZM63 172V171H62ZM62 172L60 173L61 175H62ZM67 172V171H66ZM86 172V171H85ZM125 172V173H124ZM177 173L179 176L176 178V179H179V177H180V174H181V177H182V175L183 176H186L187 177V175L188 174H184L183 172V174L182 173ZM190 172V171H189ZM188 172V173H189ZM192 172V171H191ZM231 172V171H230ZM229 172V173H230ZM34 173V172H33ZM37 173V172H36ZM35 173V174H36ZM46 173H48V172H46ZM53 173V172H52ZM54 173H53V175H54ZM69 173V172H68ZM87 173V172H86ZM118 173V172H117ZM122 173V172H121ZM130 173V172H129ZM132 173H130V175H129V177L130 176H132ZM139 173V175H141ZM165 173V174H166ZM172 173H174V171L172 170ZM172 173H171V175L170 174H168L167 176L169 177V179H170V176H171V178H173V176H172ZM233 173V172H232ZM235 173V172H234ZM261 172L259 171V174H260ZM262 173H264L263 171H262ZM35 174H34V176H35ZM38 174V173H37ZM37 174H36V176H37ZM43 174V173H42ZM58 174V173H57ZM71 174V173H70ZM87 174H89V173H87ZM97 174V173H96ZM99 174V173H98ZM127 174H126V176H127ZM133 174V176L134 177H130L131 178V180L133 179V178H136L135 176H137L136 174L134 175ZM146 175H147V173H145ZM144 174V176H146ZM162 174V175H161ZM189 174H191V173H189ZM258 173H257V176L259 175ZM47 175H49V174H47ZM53 175H51L52 176V179H54L55 177H53ZM90 175H92V173L90 174ZM103 175H105L104 173L102 174V175H100L101 177L99 178V179H97V181H96V179H95V181H96V183L93 185V186H91L90 184V186H88V188H87V186H85V184H88L87 182L85 183V181L87 180L88 181V178H87V176L88 175H85V177L83 176V178H81V179H78V180H74L73 179V182H75V184H72V181H71V185L69 184H67L66 183V181H64L65 183H66V185L63 187V189H65V194L66 195H61L62 197H63V200H68V199H70V204H72L73 206H74V204H77V206H76V212H75V210H74V214L72 215L71 213H69L68 212V214H71L72 215V218H70V219H67V218H65L64 216H62V211H60L61 212V216L62 217H64L63 219H62V217H61V219H59V220H61V222L63 221V224H64V227H68L71 231H72V233H74V235H76V237H78L79 236V239H80V237H84V236H86V234H87V238H89L90 236V234H93V233H90V231H91V227H89V225L88 226H86L87 225V223L85 222L84 223V221H89L90 223L93 221L94 222V220L95 219H99V215L97 216V214L95 215V216H97L96 218L94 217V216H92L90 213H89V211H88V213H87V211L86 212H84L83 213V211L81 210L82 209V207H78V205H79V201H81V200H85L84 202H86V204H88V205H91V206H93L96 210H100V208H103V207H105L108 211H112L113 209H112V207H116V206H114V205H116V204H114V205H112L118 198H120V196L122 195V193L119 195V193L117 194V192H119V190L116 192H113V190H114V188L116 189V187H117V182L118 181H116V183L117 184H115V182L113 183V182H110V179H108V177L107 178H104V176ZM120 175L121 174H119V177H120ZM139 175H138V177H139ZM174 175H176V174H174ZM214 175V174H213ZM228 175V177H226ZM232 175V174H231ZM29 176V175H28ZM35 176V177H36ZM40 175H38V177H39ZM56 176H59V175H56ZM64 175H62V176H60V178H58V177H56V178H58V179H60L61 180V177H63ZM66 176V175H65ZM80 176V175H79ZM98 176V175H97ZM106 176V175H105ZM122 176V175H121ZM141 177L142 179H144V178H146V177ZM164 176H166V175H164ZM190 176V175H189ZM188 176V177H189ZM234 176H235V174H234ZM255 176V175H254ZM262 176V177H261ZM42 177V176H41ZM78 177V176H77ZM81 177V176H80ZM79 177V178H80ZM89 177H91V176H89ZM93 177V180H94V176H92ZM96 177V176H95ZM148 177H149V180L151 179L152 180V175H148ZM148 177H147V179H148ZM161 177V178H162ZM187 177V178H188ZM29 178V177H28ZM34 178V177H33ZM32 178V179H33ZM45 178V177H44ZM64 178V177H63ZM97 178V177H96ZM110 178H113V177H110ZM165 178V177H164ZM167 178V177H166ZM185 178V177H184ZM230 178V177H229ZM233 178V177H232ZM261 178V179H260ZM38 179H40V178H38ZM43 179V178H42ZM68 179H69V177H68ZM68 179H67V181H68ZM107 179L109 180V181H107ZM114 179V178H113ZM113 179L111 180V181H113ZM142 179L140 180V182L142 181ZM154 179V178H153ZM155 179H156V177H155ZM158 179H160V178H158ZM175 178H173V180H174ZM175 179V180H176ZM181 179V178H180ZM182 179H183V177H182ZM218 179V180H217ZM259 179L260 180H258V182L257 183H255V185H254V183L252 182H248L247 183V188H249L248 186H250V185H253L252 187L250 186V188H253L254 186V188H256V190H257V192H255V193H259L258 195L261 197V198H263V200H264V174L263 175H260L259 176ZM28 180H30V179H28ZM27 180V181H28ZM45 180V179H44ZM43 180V181H44ZM57 180V179H56ZM59 180V181H60ZM66 180V179H65ZM89 180H90V178H89ZM136 180H137V178H136ZM161 180V179H160ZM171 180V179H170ZM169 180V181H170ZM172 180V181H173ZM212 180V179H211ZM213 180H214V178H213ZM232 180V179H231ZM230 179H229V181H231ZM233 180H234V178H233ZM32 181H34V180H32ZM49 181V180H48ZM54 181V180H53ZM62 181H63V179H62ZM92 181V180H91ZM90 181V182H91ZM115 181V180H114ZM133 181V180H132ZM138 181V180H137ZM167 181V180H166ZM189 181V180H188ZM228 180H226V182H227ZM38 182H41L40 180L38 181ZM70 182V181H69ZM89 182V183H90ZM140 182H137L138 184L140 183ZM143 182V181H142ZM145 182H147V180L145 181ZM152 182V181H151ZM155 182V181H154ZM189 182H191V181H189ZM193 182V181H192ZM191 182V183H192ZM196 181H194V183H195ZM232 182V181H231ZM234 182V181H233ZM30 183V182H29ZM53 184H50V185H52V187L54 186V184H56L55 186H58L57 185V183L58 182H52ZM64 183V184H65ZM92 183V182H91ZM93 183H94V181H93ZM92 183V184H93ZM134 183H136L135 182V179H134ZM190 183V185H189V183H188V185H186L185 187L186 188H182L181 186H179V187H177V189H179V188H181L182 189V192L184 191V189H185V191L187 190V193L188 192H190V188H193V187H195L197 184L195 183V185L194 184H191ZM228 183V182H227ZM230 183V182H229ZM228 183V184H229ZM141 184V183H140ZM142 184H145V183H142ZM141 184V185H142ZM166 184V183H165ZM199 184V183H198ZM226 184V183H225ZM224 184V190L221 188L220 190H219V188H218V191L220 192V191H222V193H221V196H220V201L218 202V208H217V210L218 211H222L223 212V214L225 213V212H227L229 209H230V198H228L227 199V197H226V194H228V189H225V186H226V188H227V185H225ZM232 184V183H231ZM231 184H229L228 186L230 187V185ZM44 185V184H43ZM49 185V186H50ZM135 185V184H134ZM55 186H54V188H55ZM63 186V185H62ZM138 186V185H137ZM46 187H47V185H46ZM51 187V186H50ZM119 187V186H118ZM118 187H117V189H118ZM223 187V186H222ZM228 187V188H229ZM166 188V187H165ZM43 189V188H42ZM51 189H53V188H51ZM56 189V188H55ZM55 189H53L54 190V192H55ZM167 189V188H166ZM202 189V188H201ZM59 190H61L60 188H59ZM75 190V191H74ZM77 190V191H76ZM161 190V189H160ZM180 190V189H179ZM193 190V189H192ZM191 190V191H192ZM213 190V191H214ZM255 190V189H254ZM43 191V190H42ZM56 191H58L57 189H56ZM68 191H69V194H68ZM73 191V192H72ZM159 191V190H158ZM162 191V190H161ZM184 191V192H185ZM195 191V190H194ZM217 191V190H216ZM163 192V191H162ZM193 192V191H192ZM202 192V191H201ZM52 193V192H51ZM62 193H63V191H62ZM155 193V195H156V193H158V192H154ZM164 193V192H163ZM162 193V194H163ZM195 193V192H194ZM245 193V192H244ZM43 194V193H42ZM67 194H68V197H67ZM151 195H153V193L151 192L150 193ZM53 195V194H52ZM56 195H58V194H55V196ZM158 195V194H157ZM157 195H156V200L160 197L161 199H162V197L160 196L161 194H160V192H159V195H158V198H157ZM166 195H167V193H166ZM196 195V194H195ZM194 195V196H195ZM143 196H146V195H143ZM143 196H140V197H143ZM149 194H148V196L147 197H145V199L144 200H146V198L148 199L149 198ZM168 196V195H167ZM244 196V195H243ZM32 197V196H31ZM121 197H123V196H121ZM189 198L191 197V199L193 198L192 197V195L190 194V196H188ZM216 197H217V195H216ZM245 197V196H244ZM150 198H152L151 199V201L154 199V197H150ZM166 198V197H165ZM240 198L242 199V197H241V195H240ZM38 199V198H37ZM55 199H57V198H55ZM121 199V198H120ZM126 199V198H125ZM137 199H138V197H137ZM141 199L142 198H140V201H139V199H138V203L137 204H140L139 202H142L141 201ZM161 199H160V202H161ZM164 199V198H163ZM167 199V198H166ZM58 200H59V202H60V198H58ZM133 200V199H132ZM131 200V201H132ZM143 200V201H144ZM149 200L150 199H148L147 200V204H149ZM155 200V201H156ZM62 201V200H61ZM120 201V200H119ZM125 201V200H124ZM157 201H159V200H157ZM156 201V204L158 203ZM162 201H164V200H162ZM166 201V200H165ZM63 203H65V201H62ZM82 202V201H81ZM117 202H118V200H117ZM116 202V203H117ZM122 202V201H121ZM137 202V201H136ZM153 202H154V200H153ZM153 202H151V204L153 203ZM238 203H239V201H237ZM41 203V202H40ZM61 203V202H60ZM130 203V202H129ZM128 203V204H129ZM69 204V205H70ZM85 204V203H84ZM132 204V206H134V207H136V208H138L137 207V205L135 206L133 203H131ZM142 204H143V207H147L148 205H146V203H143L142 202ZM142 204H140L139 205V207L141 206V208H142ZM144 204H145V206H144ZM150 204V207L148 206V208L149 209H147V211L144 209V213H143V209H140L139 208V210H141L142 211V213H141V211L139 212V210H138V214H141V215H145V214H147V212H149V213H152V214H149V215H153L154 214V212H156V211H154L153 212V209H152V212H150L149 210L152 208L151 206L152 205H156L155 204V202H154V204H152L151 205ZM162 204V203H161ZM160 204V205H161ZM127 204H125V206H126ZM87 206V205H86ZM128 206V205H127ZM130 207H131V205H129ZM158 206V205H157ZM156 206V207H157ZM212 206V205H211ZM236 206V205H235ZM249 206V205H248ZM51 207V206H50ZM64 207V206H63ZM88 207H90V206H88ZM92 207V208H93ZM130 207H128L127 209H129ZM155 207V206H154ZM159 207V206H158ZM241 207V206H240ZM247 207V206H246ZM60 208V207H59ZM67 208V207H66ZM69 208V207H68ZM91 208V207H90ZM93 208V209H94ZM105 208H103L104 209V211H106V209ZM116 208H118V206L116 207ZM116 208H114V211H115V209ZM123 208V207H122ZM126 208V207H125ZM132 208V207H131ZM160 208V207H159ZM210 208V207H209ZM248 208V207H247ZM65 208H63V209H60V210H64ZM134 209V208H133ZM154 209H156V208H154ZM66 210V209H65ZM68 210V209H67ZM66 210V211H67ZM70 210H71V208H70ZM81 210V211H80ZM84 210V209H83ZM88 210H90V209H88ZM118 210H120L119 211V214L121 213V208H118ZM240 210V209H239ZM48 211V210H47ZM73 211V210H72ZM103 211V212H104ZM108 211L107 212H105L106 214L108 213ZM126 210L124 209V211L123 212H125ZM128 211V210H127ZM136 211H137V209H136ZM136 211H132L131 212V210L130 211H128L127 213H125V214H122V217H123V215H125L126 217H131L133 214L134 215H136L137 216V212ZM243 211V210H242ZM52 212V211H51ZM56 212V211H55ZM160 212V211H159ZM207 212V211H206ZM248 212H250L252 215H258L259 216V221L257 222L258 224H256V222L254 223V224H256V225H253L252 227H253V229H252V231H251V233L249 232V234H248V237H247V242L249 243V245H251V246H253L252 247V249H251V253H249V251H243L242 249H240V245H239V248L236 250L235 249V251H233V253L232 252H230L231 254L229 255V256H226V258H225V260L221 263L220 261H218L217 262V264H264V202H262V204H259V206L257 205V206H255V205H251V206H249V210H248ZM53 213V212H52ZM63 213H64V211H63ZM96 213V212H95ZM104 213V214H105ZM110 213L111 212H109V215H110ZM112 213H113V211H112ZM112 213H111V216H115V214H113L112 215ZM115 213V212H114ZM203 213H205V210H204V212ZM228 213V212H227ZM243 213H245L244 211H243ZM42 214V213H41ZM60 214V213H59ZM77 214V216H75ZM155 214H157V213H155ZM200 214V213H199ZM197 215V214H193L192 215V220L194 221L193 222V226H192V228H193V231H195L196 229H198L197 227L195 228V226L196 225H200V223L199 222H201V220L199 221V218L201 217V214L200 215ZM211 214V213H210ZM47 215V214H46ZM53 215H57V214H51V216L52 217H54ZM67 215V214H66ZM80 215V216H79ZM141 215L139 216L138 215V218L139 217H141ZM149 215H147V217L149 216ZM204 215V214H203ZM220 215H222V214H220ZM226 215V214H225ZM42 216V215H41ZM48 216V215H47ZM70 216V215H69ZM119 216V215H118ZM154 216V215H153ZM152 216V217H153ZM223 216V215H222ZM221 216V217H222ZM59 217H60V215H59ZM68 217V216H67ZM119 217H121V216H119ZM144 217H146V216H144ZM154 217H156V216H154ZM208 217V216H207ZM220 216H219V218H221ZM225 217V216H224ZM23 218V217H22ZM27 218V217H26ZM25 218V219H26ZM36 218V217H35ZM43 218V217H42ZM55 218V217H54ZM101 218V217H100ZM113 218V217H112ZM115 218V217H114ZM132 218H133V216H132ZM149 219H150V216L148 217ZM14 219V218H13ZM20 219H21V217H20ZM19 219V220H20ZM97 219V220H98ZM102 219V218H101ZM135 220H138V219H136V218H134ZM36 220V219H35ZM55 220V219H54ZM100 220V219H99ZM115 220V219H114ZM128 220H133V219H128ZM139 220H142V222H141V224L143 223V221H148V219L147 218H145L144 220L143 219H139ZM41 221V220H40ZM52 221V220H51ZM96 221V220H95ZM115 221H117V220H115ZM120 221H124V222H126V218L124 219V220H122L121 218H120ZM150 221V220H149ZM203 221V220H202ZM93 222H92V224H93ZM97 222V221H96ZM123 222V223H124ZM206 222V221H205ZM118 223V222H117ZM201 223H204V222H201ZM233 224H235L236 223V221H233L232 222ZM232 223H224L223 225H222V227H221V229H219V230H225V228L226 227H228L229 228V226H231V224ZM12 224V223H11ZM120 224V223H119ZM118 224V225H119ZM126 224V223H125ZM137 224H138V222L137 223H135L134 222V220L133 221H129L126 225H127V228H126V225H125V229L124 230H130V231H132V234H136V233H138L139 231H137V230H140L139 229V226H140V224H138L139 226H137ZM144 224V223H143ZM142 224V225H143ZM253 224V223H252ZM13 225H14V223H13ZM54 225V224H53ZM142 225H141V227H142ZM145 225V224H144ZM204 225V224H203ZM202 225V226H203ZM12 226V225H11ZM91 226V225H90ZM120 226H121V224H120ZM201 226V225H200ZM206 226V225H205ZM14 227V226H13ZM25 227V226H24ZM39 227V226H38ZM54 227H56V226H54ZM123 227V226H122ZM67 228V229H68ZM203 228V227H202ZM201 228V229H202ZM66 229V228H65ZM68 229V230H69ZM245 229V228H244ZM16 229H12V227L11 228H1L0 227V264H56L57 262H58V260L60 259V258H62V255H66V253H68V252H73L74 253V251H76V252H78L79 250L77 249V247H76V249H75V246L76 245H73L70 241H69V243H66V244H64V247L61 245L62 243H57L56 241H54L53 239H50L49 241H47V242H43V241H41V239L39 238V236H38V231L37 232H32V230L31 231H21V232H19V231H15ZM55 230V229H54ZM199 230H200V228H199ZM199 230H197V231H195V232H197L198 234H200L198 231ZM247 229H245L244 230V232H242V234L243 233H247V231H246ZM63 231V230H62ZM70 231V232H71ZM98 231V230H97ZM97 231H93V232H97ZM130 231H129V233H130ZM134 231H137V232H134ZM141 231V230H140ZM124 232V231H123ZM126 232H128V231H126ZM134 232V233H133ZM202 232V231H201ZM58 233V232H57ZM56 233V234H57ZM66 234V236H68L67 234V232H65ZM90 233V234H89ZM141 233V232H140ZM61 234H63V233H61ZM71 234V233H70ZM69 234V235H70ZM89 234V235H88ZM131 234V233H130ZM48 235V234H47ZM95 235V234H94ZM196 235V234H195ZM66 236H64V237H66ZM51 237V236H50ZM53 237V236H52ZM199 237V236H198ZM200 238V237H199ZM47 239V238H46ZM61 239H62V237H61ZM62 241V240H61ZM72 245H71V244ZM56 245H59V247H57ZM62 246V247H61ZM60 247H61V249H60ZM83 248V247H82ZM97 249V248H96ZM260 249L263 251V254H261V252H260ZM82 251V250H81ZM92 251H93V248H92ZM212 251V250H211ZM75 252V253H76ZM83 252V251H82ZM81 252V253H82ZM85 252V251H84ZM83 252V253H84ZM206 252V251H205ZM210 252V251H209ZM74 253V254H75ZM80 253V252H79ZM79 253H76V254H79ZM253 253V254H252ZM69 254H71V253H69ZM139 254V253H138ZM158 254V253H157ZM160 254V253H159ZM158 254V255H159ZM164 254V253H163ZM162 254V255H163ZM72 255V254H71ZM82 255V254H81ZM208 255V254H207ZM207 255H205V256H207ZM209 255H211V254H209ZM209 255L207 256V257H205V261L207 262L208 261V257H209ZM74 256V255H73ZM78 256V255H77ZM84 256V255H83ZM105 256V255H104ZM64 257V256H63ZM103 257V256H102ZM108 257V256H107ZM110 257V256H109ZM111 257H113V256H111ZM130 257V256H129ZM157 257V256H156ZM162 257V256H161ZM164 257V256H163ZM104 258V257H103ZM106 258V257H105ZM104 258V259H105ZM114 258V257H113ZM132 258V257H131ZM158 258H160V257H158ZM65 259V258H64ZM84 259V258H83ZM94 259H96L97 260V258H94ZM93 258H92V260L94 261V262H96L95 260H94ZM104 259H102V261H99V259H98V261L99 262H105V261H108V260H105V261H103ZM107 259V258H106ZM128 259V258H127ZM166 259V258H165ZM62 260V262H63V259H61ZM65 260H67V259H65ZM79 260V259H78ZM114 260V259H113ZM130 260V259H129ZM134 260V259H133ZM132 260V261H133ZM137 260H138V258H137ZM168 260V259H167ZM68 261V260H67ZM67 261H66V263H67ZM140 261V260H139ZM164 261V260H163ZM56 262V263H55ZM69 262H71V261H69ZM131 262V261H130ZM166 262V261H165ZM171 262V261H170ZM59 263H61L60 262V260H59ZM89 263H91V261L89 262ZM102 263H100V264H102ZM118 263H120V262H118ZM117 263V264H118ZM64 264H65V262H64ZM99 264V263H98ZM103 264H110V262L108 263H103ZM125 264V263H124ZM126 264H129V263H126ZM204 264H205V262H204Z\"/></svg>",
    "mask_w": 264,
    "mask_h": 264
},
{
    "label": "snow or ice",
    "instance_id": "obj_3",
    "mask_svg": "<svg viewBox=\"0 0 264 264\" xmlns=\"http://www.w3.org/2000/svg\"><path fill=\"white\" fill-rule=\"evenodd\" d=\"M59 51V50H58Z\"/></svg>",
    "mask_w": 264,
    "mask_h": 264
}]
</instances>
